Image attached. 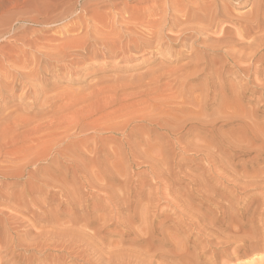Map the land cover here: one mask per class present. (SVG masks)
Here are the masks:
<instances>
[{"label": "bare ground", "instance_id": "bare-ground-1", "mask_svg": "<svg viewBox=\"0 0 264 264\" xmlns=\"http://www.w3.org/2000/svg\"><path fill=\"white\" fill-rule=\"evenodd\" d=\"M1 1H3V0H0V2ZM22 1H24V0H22ZM43 1L47 2V0H43ZM43 1L41 2L40 6H42ZM53 1H55V0H51V2H53ZM61 1L63 3L62 2H59V3L65 5L66 2L64 3V1H66V0H64V1L61 0ZM70 1H72V0H70ZM104 1L101 3L104 4ZM107 1H105V2L108 3L107 4V6H108L110 4V0H107ZM116 1H115V3L113 2L111 4H116ZM149 1H150V3H149L150 5H148L149 6L148 7L147 5H145V3L148 4L147 2H149ZM156 1H154V2H156ZM158 1H160V0H158ZM6 2L4 4L0 3V16L3 13H7L6 10L16 9L18 11V9L21 8V0H6ZM27 2L30 3V0L29 1L27 0ZM49 2H50V0H49ZM87 2L90 3L89 1H87ZM147 2H145L144 4L142 3V4H143L144 8L146 6L148 8L146 7L147 9H145V10L141 9L139 14H144L145 12H147L150 15L152 13H154V16L157 15L155 13V10H154L155 6H157L156 3L153 2L151 4V0H147ZM26 3H25L26 6L22 5L26 9H23V7L21 8L25 12L28 9L27 7L30 8L31 6H33V4L36 5L35 3L31 4L32 0L30 3L31 4L30 6H28V4H26ZM54 3L55 2L50 3V4L54 5ZM122 3H124V2H122ZM138 3L139 2H137V4ZM157 3H159V2H157ZM22 4H24V3L22 2ZM61 4L59 5L60 7L62 6ZM90 4H92V3H90ZM117 4H119V3H117ZM162 4H164L163 5L164 9L161 8ZM162 4H161V7L159 8V10L160 9L164 10L163 15H161V17H159V18H154L153 20H151V22H150V20L147 21V19L144 22L143 20L145 18H142V17L141 18L143 20H140L139 19L140 17H138V19L140 21L135 22L133 20L134 21L133 22L132 18L134 17L135 12L132 13L133 11H131V13L133 15L131 16V14H130V16H131L130 18L128 17L129 14L122 16L121 14H119V13H121L120 11L117 12V9H121L120 8L121 5L118 8L115 7V5H114V7H115V8L113 7L115 10V11L113 10L114 12H117L118 15H121L120 16L121 18L122 17L124 18V16H125V20L127 17H128V19H130V20H126L128 22L127 23L126 21H123L124 19L122 18L121 21L125 22L127 24L122 23V24H124L125 27L123 25H121L122 26L121 27L122 32L118 33L117 35L113 34V29L116 28V26H114L115 24L113 22L105 23L103 21V19L105 21H107V18H104L105 14L107 12L104 14V11L101 9V12L103 11L102 13L104 15L99 14L100 11L98 9V11H99L98 14L103 15L102 22L104 23V25L102 26L103 23L100 22L101 28L98 27L99 29L96 28L97 26L94 27L95 29H93L90 26L92 29L91 28H88V29H91L90 31H93V30L94 31L91 33L89 32L90 34H88V35L86 34V38H85V36L81 35L83 37H80V38H85L82 40H80V39L78 40V38H79V36H78V38L74 37L76 39L73 38V40L71 41L69 39H71V37H73V36L68 34V36H69L68 37L65 34L66 39L69 38L67 41L70 42V43H67V41H66L65 43H67L68 45L72 44V46L68 47V45H66L65 43L63 44V46L66 45L68 48L73 47L72 49H77L74 56L70 54L71 56L75 57V59L69 55L72 59L75 60L74 61V64H75V62H77V61H80V60L82 61L84 59H91V58H92V61L95 62V59L93 60V58L97 59V57H99V56H102V58H108V59L113 60L114 59L113 57H119V58L120 57L123 58L125 56L127 57V55L129 53H132L133 51H136V53L137 52L143 53L144 51H146V49L149 48L150 45H152L154 43H156V45H158V43L160 41H166V42L178 41L181 43L183 50H181L182 48H180L179 55L180 56L182 55L185 58V60L186 59L188 60L187 62L185 61L186 63L185 62L183 63L184 65H182V63H180L181 66L178 64L180 67H178V65H177L178 68H176V67H175L176 69L175 68L174 69L168 68L169 70H166L165 68L163 69L162 66L164 64L162 66L160 65L162 68L158 65L160 68L158 66H156V68L158 67V69L156 70V68H155L154 70L152 69V71H151V72H154V71H156V72L150 73V71H149V73H150L149 76H151V79L148 78L149 79L148 80L145 78V80H148L149 82L146 81L147 83H144L143 82V81H145V80H143L144 77H142L143 79L139 77V79H142V80H140V83L139 84L137 83L138 80H137V82L135 81L138 85H136V83H134L136 85L134 88H133L134 85L133 86L130 85L133 88L132 89L133 91L130 90V91H132L131 97L129 95H127V98L124 97V99H122V98H120L121 96L120 97L118 96L119 94L117 95V93H115V95L118 96V99H122V100H119V102H118L117 101L118 99H116L117 98V96H116V98L113 99L112 101H114V100H115V102L117 101V104H119V106L122 108L117 109L116 108L117 106L115 107L114 105H112V106L115 108L109 107L110 109L111 108L115 109L114 111H116V112L113 111L114 117H112L113 116V114L111 112L112 110H110V111H109V109L106 110L107 114L105 113L104 110H101L102 105L105 104L104 103L105 101L107 102V99L105 101L103 100L104 102H102V103H104V104H101L99 102L101 104L100 105L101 109H99V106H98L99 103H97L98 105L97 104L95 105L98 107H94V108H98L99 111L100 110L104 111L103 113L100 111L104 117L111 113L110 115H112L111 117L113 118V121H115L114 118H116V117L118 119L124 118V120L126 118L125 121H127L126 116L129 115V117H130L131 116L130 114H133L132 111L135 108L132 110H131V108L134 105L136 99L137 100L139 98L141 100L144 99L143 102H147V104L144 103V105H143V103H141V101H139L143 105V107L140 108L141 109L140 111H142V112H140L138 110L139 108H137V110L140 112V114H138V116H137L138 111H137V113L135 112L136 116L133 115L134 119L139 117L140 120L145 121L146 124H143L144 127H145V125L147 126L148 124H150V125H152L153 129L155 128V130L159 129V131L168 132L169 135L174 137V143L180 144L178 148H180L179 151L181 150V154L185 153L187 151H193V152L201 155V162H199L200 161L199 160L198 164H193V166H191V168H195V171L201 170L200 171L201 173L199 172L200 174L198 173V175H194L192 172L191 173H189V172L185 173L186 171L185 172L183 171L184 174L182 175L183 178H185L188 182L187 186H188V184L192 185L193 187L195 186L196 187V188L194 187L195 190L192 188V186L189 187V189H186L187 186L185 185L186 186L185 190H184V188L181 189L185 192H180V189L177 188L174 185V183L170 182V181H172V178H170L169 182L171 183V185H169V182H168L169 178H167V177H172L171 172H172V169H175V168H172V169L170 168L171 170L168 169L169 168L168 166H170V162L172 160L171 161L168 160V162H169V165H168V162L166 160V156L168 154L167 155L165 154L166 151H164L165 149H163V147L161 146V144H162L161 141H163V140H160V139L161 138L164 139L163 137L159 138L158 136H155L154 138L153 137L151 138L150 137L151 135L148 136V131L145 130L146 128L142 129V130H136L135 129L136 127H133L132 125H130L133 128L132 131H130L131 133H127L129 131V129H131V127L129 129H126V127L124 125L125 123H123L124 128H123V126H122V128L117 127L116 126L117 124L114 126H111L109 128H106V127L105 128L111 129V130H114V129L121 130V133L123 132L122 136L124 135V138H122L123 140H121V139L119 140L117 138L116 139L119 140V143L122 141L121 143H123V145L124 144L128 145L129 149L134 152V154H132V155H135L136 150H137L136 152L138 153V151H140L143 147H145L146 150H149L148 149L149 145H150L149 147H151V148L155 147L156 143L158 142L157 140L159 138L160 143L158 142V145H160V149L162 147V150L158 151L157 152L158 154L155 153V154H157V155H155L154 151L151 150V148H150L151 152H149V156L152 154L150 156V157L153 156L152 159L148 158V156H147L148 152L146 151L147 153L145 154V151L143 149H142V151H144V152L140 151L139 153L140 154L144 153L145 155L144 154L143 155L145 157L147 156L145 159H146L147 163H148V161H150L148 164H150L152 161L153 165L152 164H150V165H152V167L155 169V171H152V174L154 172V174H155L154 178L158 179L159 183L162 184V189L165 186V185H163V183L167 181V183H168V185L166 184L167 189L165 187V189H163V193L165 194L164 195L165 198H168V196L171 197V198H168V204H169V206H171V208L160 210L157 207L158 204L157 205L154 204L155 202H153V201L154 200L156 201V199H157V197H155V196H158L160 193V192H157L158 188L155 191V193H157L156 195H153L154 193L151 194V192L147 193L146 190L144 192L139 191L138 193L136 191L135 193H137V194L132 195V194H134L132 191L133 189H132L131 190L132 196H131L130 192H129L130 190L128 189L129 186L127 187V189L129 191H127V189H126V186L128 184V182L126 184V181L127 180L129 181L130 179L125 180L124 176H123V178H121V179H123L122 180L123 183L118 182L116 180V178L118 176L121 177L123 174V173L121 174V172L119 171L120 167L117 171H114L116 169L113 170V168H112V170H105V169H107V167H106L107 164L105 163L106 164L105 165L106 168H104L105 171L102 170V168H103V167L101 168V164L103 162L102 157L105 156V153H104V156H101L103 154L102 152L109 151V149L114 145L113 143H112L113 145L110 144L112 146L107 150V147L105 148V147L100 145V144H103L102 142L104 139L101 140V142H99V143L96 142V143L99 144L101 147H103L100 149V151L103 150L104 148H105L104 150H107V151H102L100 153L98 151L99 149H97L95 147L96 150H92L93 155H91L90 157L88 156V158H90V159L86 158L87 156L85 155V153H87V152L83 153L79 149L80 153L84 154L82 156H86V157H84V159L86 158L88 160V161H86L88 164L87 163H81L80 164L79 162L77 163V161L80 159V158L79 159L76 158V157H78L79 153L76 155V153H75L76 149L73 150L74 152L70 151L71 147H72V149H74L76 147L74 144H73L75 146L74 148H73L72 143H70L72 145V146L68 145L70 148L65 147L64 149H62L65 145L63 143L64 146H62V143L60 141L64 140V139H61L60 141L58 140V142L61 143V145L59 144L58 147L60 149V146H61L62 150L60 149L61 150L60 151L57 149V151H59V154L63 157H65V156L67 157L69 155V157H71V158H68V160L69 159L72 160V162L69 160V162H71V165L68 166L67 168L64 166L65 167V168L63 167L64 169L61 168L62 166L60 165L59 160H61V159L63 160V158L59 159V156L57 155L58 159L55 156H54L55 158H53V159H57L56 164L57 163H59V164H57V166L55 165L54 169L49 168V166H48V167H46L47 169H45V170L43 169L44 171L41 172L40 171L41 169L36 168V167L33 168V167H31V165L33 163H36V162L39 163L40 161L46 160L51 155L49 153L50 150L48 151V148H49L48 146L50 145V147H51V144H53L54 142L51 143L50 140L51 141H55L54 139L57 140V137H54V136H56V135L58 136L60 132L62 133V131H63L62 134H65L64 129L66 131V128L59 127L58 124H56L57 127L54 128L53 126L51 127V124H49L50 125L49 128L46 127V130L48 129V131L43 132L45 129L42 130V127H41V130H42L41 131L39 129L40 127L38 128L39 125L37 124L36 125L37 127L33 126L34 129H33V127H31L30 129H28L29 127H27V126H26L27 128L23 127L24 129H26L24 131V130H21L22 129L21 126L23 125V123H26V122L21 123L24 119L21 121L18 118L19 115L17 117L15 116V117L19 121H21V122H19L20 124H22L21 126H20V124L16 125V126H20L19 127V128H21L20 132L22 131L21 134L15 133V135H14V133H10L11 135L13 134L15 137L13 139H12V137L11 138L9 137V139H8L7 138V136H9L7 133L8 130L3 128L4 131L6 130L5 132H6L7 136L4 135L3 133H5V132L2 131V134L4 135V138H3L2 134L0 132V136H1L0 137V150L3 147L6 148L8 140H9L8 144L11 143V144H15V145L23 143L26 140L25 141L26 143L24 142V145H23L24 147H22V144H20L21 146L19 145V147H22L24 149L26 147L27 148H26V150L23 149L24 151L18 152L16 154L12 153V154H15L14 155L15 157L12 158L11 156H13V155L9 156L12 158L11 161L8 159V156L6 155L9 152H6L3 149V151H5L4 153L6 155V159L9 160L8 162H10V163L6 164L7 160L4 157H0V177L1 178H3V177H9V178L10 177H17L18 178V177L24 176L25 174L29 175L30 178L28 180L27 179H26V181L22 180L24 182L23 183L24 186L22 189H20V192L18 193V191H16V193H18V194L12 193V196L16 195V197H17L15 199H17L18 202L16 200L15 201L22 207V209L20 207H17L16 211L19 210V208L22 212L24 211V209L28 210L30 205H33V207H34V205H36L37 209H38L37 206H40V208H41V205H44L43 208L39 209V210H42V213H41V211H40V213L43 215L44 218L50 219L49 221H51V225L50 226L47 225L48 226L46 228L47 232L43 231V232H45V239L43 237H41V239L44 242L39 241V243H36L35 241L38 238V236H37L36 240H34L35 243H33V240H32V243L35 244V246H39V247H45V246L48 247L49 246V248H50V245L51 246L53 245V246L58 247V249L61 248L63 251H68V249H69V251L73 250L72 252L74 254H71L72 255L71 257L68 254V256L71 258V260H72V257L78 256L79 258L83 259L82 260L83 263H84V261H86L87 264H264V121L262 119H260V120H262L263 122L258 120L259 115H261L263 113L262 109H264V0H165ZM45 5L47 6V3ZM45 5L43 7L44 10H45ZM70 5H72V4H70ZM70 5H68V6H70ZM74 5L75 4H73V6ZM123 5H125V4H123ZM127 5L128 4L126 3V6ZM139 5H137V6L133 5V9H136V7H138ZM85 6H86V4H85ZM88 6H89V4H88ZM101 6H98V7H101ZM159 6H157V7H159ZM235 6L238 8H244V9H243V11L241 9L239 11H235V9H236ZM62 7H61V9H62ZM143 7L140 6V8H143ZM246 7H247V9L245 10ZM33 8H35V7L33 6ZM48 8H50V11H48V12H51L52 8L51 7H48ZM72 8H74V7H72ZM127 8L131 9L132 7L128 6ZM36 9H37V7H36ZM36 9H34L35 13L37 12ZM58 9H60V8H58ZM87 9L84 8L83 10L86 11ZM93 9H95L96 13L98 12L96 8L93 7ZM93 9L90 11L94 12ZM129 9H126V7H125V10H129ZM137 9H136V13H135L136 15H137ZM148 9L154 10V11H152V12L150 11L151 13H149ZM105 10L108 11V9H105ZM123 10H124V8H123ZM17 11H13V12L15 13ZM11 12H10V14H11ZM31 12L33 13L32 10H31ZM38 12H39V10H38ZM42 12H46V11H42ZM42 12H40V13H42ZM65 12H66V10H65ZM68 12H70L69 9H68L67 13ZM76 12L77 11H74V13H76ZM81 12H82V10H81ZM88 12H89V10H88ZM88 12H86V13H88ZM128 12H130V11H128ZM63 13L64 12H62V14ZM157 13H158V15H160V12H157ZM161 13H162V11H161ZM22 14H25V13H23V11H22ZM56 14H58V13H56ZM79 14H81V13H79ZM88 14H90V13H88ZM98 14H95V12H94V15H98ZM124 14H125V12H124ZM49 15H50V13H49ZM49 15H48V18H49ZM65 15H67V14H65ZM68 15H69V13H68ZM70 15L72 16V13ZM81 15H83V14H81ZM106 15L109 16V12ZM115 15H117V14L114 13V16ZM15 16H16V13H15ZM39 16H41V15H39ZM61 16H63V15H61ZM77 16H78V14L76 15V17ZM90 16H91V14H90ZM12 17H14V15H12ZM36 17L35 16H33V18L31 17L30 18L31 21L37 22V24L38 23L43 24L44 22H46L45 21L46 19L43 18L44 16L42 17L44 20L43 19L42 20L37 19ZM52 17H50V18H52ZM58 17L60 20L61 19L60 15ZM63 17H65V16H63ZM63 17H62V20L64 19ZM87 17L90 18L89 16H87ZM91 17H94V16H91ZM98 17L100 18V16H97L96 18L99 19ZM105 17H107V16H105ZM50 18H49V21H50ZM66 18L67 17H65V19ZM73 18H75V17H72V19ZM80 18H82V16ZM1 19H0V21H2ZM5 19H6V16H5ZM56 19H58V18H56ZM75 19H73V20H75ZM83 19L84 18H82V21H83ZM97 19H94V20L92 19L91 21H94V23L96 21L97 25H98L99 20L97 21ZM111 19H112V16H111ZM136 19H137V17L135 18V20ZM8 20H9V18H8ZM76 20H79V19H76ZM112 20H114V19H112ZM70 21H72V20H70ZM115 21H116V19H115ZM141 21L145 25L142 28L140 27L138 29L136 27V24H138V23L141 24ZM10 22L11 21H9V23L7 22V25H10ZM50 22H48V23H50ZM116 22H118V21H116ZM1 23L2 22H0V24ZM3 23H6V21H3ZM13 23H14V20H13ZM19 23H21V22H19ZM23 23H21V24H23ZM82 23L84 24L85 21ZM67 24H68V22H67ZM89 24L92 25L93 22L91 24V22L89 21ZM120 24H118V25H120ZM140 24H138V25L140 26ZM44 25L46 26L47 23H45ZM68 25H67V27H68ZM43 26L41 28H43ZM77 26H79V25H77ZM82 26H84V25H82ZM87 26L89 27V25L84 26V28H86L85 30H87ZM118 27H120V26H118ZM71 28H69V29H71ZM84 28L81 27V29H84ZM75 29H77V28H75ZM75 29L73 28V29H71V31L75 30ZM64 30H65V28H64ZM77 30H79L81 32L80 29H77ZM77 30L75 31V35H76V32L77 33L79 32ZM85 30H83V32H81L80 34H84ZM116 30L119 31V29H116ZM27 32H30V31H27ZM62 32H63V30H62ZM72 32H74V31H72ZM66 33H68V32H66ZM85 33H87V32H85ZM126 33H127V35H126ZM120 34H125V35L121 36ZM98 35H99V37H98ZM100 35H101V37H100ZM0 36H1V33H0ZM45 36H47V35H45ZM62 36H64V35H62ZM61 37L59 39H61ZM122 37H125V38H122ZM14 38H15V36H14ZM35 38H36V36H35ZM51 38L53 39L54 37H51ZM22 39H23V37H22ZM30 39H31V37H30ZM42 39H44V41H45V38H42ZM52 39H49V41ZM66 39L62 38L61 40L64 41ZM23 40H25V39H23ZM61 40H59V41H61ZM0 41H2V40H0ZM31 41L34 42L35 40L33 41V39H32ZM52 41H50L49 44H51ZM63 41H61L60 44H57L59 42H55L56 44L53 42L52 43L57 45L59 48L60 47L59 45H62L61 43H63ZM37 42H38V39H37ZM20 43H21V41H20ZM30 44L32 45V43H30ZM37 44H40V42H38ZM42 44L44 45L46 43L43 42ZM95 44H97L96 46H99V47H96ZM175 44L176 43H173V46ZM31 45H29V46H31ZM52 45H49V47ZM165 45H166V43H165ZM57 46L51 47V48L57 49ZM66 46H64V47H66ZM153 46H155V45H153ZM197 46H199V50L196 49V48H198ZM237 46L238 47L241 46V47L237 48ZM38 47H36V49L34 48L33 51H35V50L37 52L41 51V49L39 50ZM49 47H48V49H49ZM150 47L152 48V46H150ZM158 47H159V45H158ZM0 48H2V46H0ZM22 48H23V45H22ZM40 48H41V46H40ZM43 48H46V50L48 51L47 46L46 47L43 46ZM72 49H70V51ZM3 50H5V49H3ZM3 50H2V52H3ZM16 50H17V48H16ZM53 50H51V51L53 52V54L55 56L58 54V56L55 57L56 59L58 57H59L58 59L63 58L64 54H62V57H60V53H59L60 51L54 52ZM64 50H66V49H64ZM68 50H66V51H68ZM51 51H49V52H51ZM70 51H68V54ZM5 52H3L4 55H5ZM146 52H145V54H146ZM11 53H13V52H11ZM40 53L41 52H39L38 54H40ZM61 53H64V52L61 50ZM141 53L139 56H141ZM154 53H152V54H154ZM3 54H1V55H3ZM6 54H7V52H6ZM53 54H51V55H53ZM134 54L135 53L133 52L132 53L133 57H134ZM1 55H0V57H1ZM9 55H11V54L8 53V56ZM34 55L35 54H33V57H34ZM43 55H44L43 58L45 60H47L46 58L48 56H50V53L47 55H46V53H44ZM130 55L131 54L128 55L129 59L132 58V57L130 58ZM212 55H214V57H212ZM5 56L7 59L8 56L7 55H5ZM31 56H32V54H31ZM69 56H67V55H66V57L64 56V59L69 57ZM11 57H10V59H13L14 56L11 55ZM37 57H39V59H40L41 55H37ZM136 57H138V56H136ZM141 57L144 58V55ZM152 57H154V56H152ZM52 58H50V59H52ZM102 58L99 57L100 60H103ZM10 59L9 60L7 59L6 61H8V64H10L9 61H11L13 64L14 62ZM14 59H16V58L14 57ZM17 59H19V58L17 57ZM22 59H23V57H22ZM72 59H70L71 61L69 60L71 62V64H67L66 67H68V65H71V66L73 65ZM27 60L29 61V59H27ZM36 60H38V59H36ZM53 60H55V59L53 58ZM115 60H116V58H115ZM115 60H113V61H115ZM4 61H5V59H4ZM30 61H31V59H30ZM55 61H57V60H55ZM55 61L51 62V63H55ZM183 61H184V59H183ZM1 62H3V61H0V64H1ZM23 62H27V61L24 60ZM31 62H29L28 66H30V64H33ZM57 62H59V60ZM84 62L86 63L85 60H84ZM96 62H95V64H96ZM102 62H104V61H102ZM116 62H119V61H116ZM6 63L7 62H5V64ZM15 63L17 64V61ZM18 63H20V62H18ZM46 63H47V61H46ZM51 63L49 61V64H51ZM79 63H80L79 65L82 64L81 62H79ZM92 63L93 62H91L90 64H92ZM98 63H100V62H98ZM109 63H110V61L107 63V65ZM111 63H114V62H111ZM120 63H121V61H120ZM177 63H179V62H177ZM76 64H78V63H76ZM25 65L26 64H24V66ZM65 65H63V67ZM86 65H84V66H86ZM0 66L1 67L3 66V68L6 69V66H4V64L0 65ZM10 66H11V64H10ZM33 66H35V65H33ZM40 66L42 69L41 64H40ZM59 66L62 67L61 64ZM74 67H75V65H74ZM74 67H73V70L76 69L78 66H76V68H74ZM102 67H103V64L101 65V63H100L99 67L97 65V69H99V68L101 69ZM109 67H112V65L110 66V64H109ZM173 67H174V65H173ZM7 68H9V67H7ZM11 68H13V67H11ZM31 68H33L32 65H31ZM31 68H29V70H27V71H20L21 67H19L20 70L17 68L16 73H17V79L18 80L17 81L14 80V81L18 82V84H17L18 87L23 88V86L26 85L27 81H29L28 79H31V78L35 79V76L37 75L36 71H38V68L35 66V68H37L36 70L33 68L35 71L32 70ZM49 68L51 69V66ZM55 68H56V65H55ZM93 68H94V65H93ZM26 69H28V68L26 67ZM41 69H39V70L41 71ZM59 69H58V71L60 72L61 69L60 70ZM77 69H79V68H77ZM100 69L97 71L99 72ZM105 69H103V71ZM111 69H113V68H111ZM44 70H48V69L44 68ZM44 70H43V72H44ZM65 70H68V69H65ZM71 70H72V68H71ZM189 70H190V72L187 73V71H189ZM4 71H0V72H4L6 74V70H4ZM48 71H50V70H48ZM48 71L47 72L45 71V72L48 73ZM7 72H10V71H7ZM94 72L96 73L95 70H94ZM4 73H3V76L5 79ZM16 73L14 72L15 75H16ZM61 73L63 74L64 72H61ZM65 73H66V71H65ZM10 74H12V73H10ZM52 74L54 76V73H52ZM145 74L147 75L148 73H145ZM0 75H2V74H0ZM115 75H116V73H115ZM3 76H1L2 79H3ZM12 76H9V77H12ZM40 76H38V77H40ZM46 76L47 75L45 74V77ZM117 76H119V75H117ZM42 77L43 76H41V78ZM109 77H111V76H109ZM145 77H148V75ZM105 78H107V77H105ZM114 78H112V80ZM227 78H229V79L227 80ZM231 78H233V79L241 78V80L243 78L244 80L246 79V81L242 83L241 80H239V81H235L234 83H232V82H230ZM13 79H15V78H13ZM36 79L40 80L37 77H36ZM46 79L48 80V76L46 77ZM46 79H44V80H46ZM116 79L113 80V84H114V81H116ZM118 79H119V77H118ZM118 79H117V82H118ZM126 79H124V80H126ZM131 79H132V77H131ZM135 79L136 78H134V80ZM31 80L29 81V83L31 82ZM38 80H36V81H38ZM105 80H107L106 84L108 82V85H109L108 79H105ZM109 80L112 82V80L110 78H109ZM11 81L12 80L10 79V82ZM36 81L35 80L32 81L34 83H31V84L34 85ZM41 81L42 80H40V82L38 81V83H40V84L43 83ZM99 81H101V80H99ZM99 81H98V83L100 84L102 81L101 82H99ZM232 81H234V80H232ZM8 82H9V80H8ZM10 82L8 84H10ZM49 82H51V81H49ZM104 82L105 81L103 80V83ZM130 82H133V81L130 80ZM141 82H142V84H141ZM29 83H27V84H29ZM38 83H36V84H38ZM4 84H5V82H4ZM31 84H29L30 89H32V87H33V86H31ZM115 84H114V86H115ZM123 84L125 85L126 82ZM123 84H119V86L122 85L121 87L123 88V86H124ZM127 84H128V82H127ZM131 84H133V83H131ZM11 85H12V82H11ZM43 85H44V83H43ZM95 85L96 84H94V87L97 88ZM100 85H99V87H100ZM108 85H106L105 87L109 88ZM1 86L3 87L2 82H0V87ZM12 86L10 88H7V87H9V85L6 88H5V86H4V88H0V95H2L3 92H5V91L12 93L13 90H15L14 89L15 86L14 87H12ZM37 86L38 85H34V87H36V88H37ZM39 86L42 87V85H39ZM114 86H112V87H114ZM130 86H126V87L130 88ZM34 87H33V90H34ZM41 87H39V88H41ZM44 87H46V86H44ZM44 87H42V88L44 89ZM121 87H119V88H121ZM27 88H28V86H27ZM101 88H102V85H101ZM114 88L116 89V87H114ZM119 88L117 87V89H119ZM23 89H26V88L24 87ZM43 89L41 91H43ZM109 89H111L110 92L112 93L113 89L111 88V86ZM115 89H114V91H115ZM33 90H29V91L26 90V91L27 92H31V91L33 92ZM37 90H40V89H37ZM102 90H103V88H102ZM102 90H101V94H102ZM106 90L104 89V91H106ZM123 90H124V88H123ZM18 91H20V90H18ZM44 91H45V89H44ZM97 91H99V90H97ZM22 92L23 91H21V93ZM43 92L41 94H43ZM128 92L129 91H127L126 93H128ZM24 93H26V92H24ZM24 93H23V95H24ZM98 93H100V91ZM118 93H122V92L119 91ZM7 94H9V93H7ZM37 94H39V91L37 92ZM12 95H14V94H11V96ZM31 95H32V93H31ZM33 95L36 96L35 94H33ZM43 95L40 96V99H42L41 97H43ZM100 95L98 94V96H100ZM106 95H108V94L106 93ZM106 95L104 94V96H106ZM123 95H126V94H123ZM34 96H33V99L37 100V98H38V100H39V97L36 96V98H35ZM109 96H111V95H108V97ZM150 96H152V97H150ZM30 97L32 99V96H30ZM101 97L99 98V101L101 100ZM128 97H129V100L131 98L132 101L131 100L126 101V99H128ZM10 98H12V97H10ZM22 98H23V96H22ZM22 98H19V99H22ZM79 98H81V96ZM87 98H86V100H87ZM133 98L135 101L133 100ZM152 98H155L157 100H153L155 102L150 103L149 101ZM103 99H104V97H103ZM108 99H110V97ZM148 99H150V100L148 101ZM7 100H8V98H7ZM30 100H27V101H30ZM95 100H96V98H95ZM43 101H44V99H43ZM77 101L85 102L83 100H77ZM246 101H247V103H248V101H249V103L254 102V105L252 103L250 106L249 104L246 103ZM11 102H12V100H11ZM33 102H34V100H33ZM45 102H46V100H45ZM79 102H78V104H79ZM92 102H95V101L92 100ZM148 102L150 103L149 105H148ZM41 103H39V104L42 105ZM110 103H111L110 100H108L109 106H110ZM136 103H135V105H136ZM140 103H137V104H140ZM184 103H185V106L183 105ZM73 104H75V103L73 102ZM73 104H71V107ZM180 104H182V106ZM34 105H37V104H34ZM106 105H104V106H106ZM48 106H50V105H48ZM5 107L6 106H4V108ZM127 107H128V109H125ZM139 107H140V105H139ZM4 108L2 107V109H4ZM23 109H24V107H23ZM93 109L92 110L90 109V111H93ZM105 109H106V107H105ZM9 111H11V110H9ZM15 111L13 110L11 113H15ZM34 112H35V110H34ZM74 112H75V109H74ZM74 112H72L71 114L73 115ZM83 112L85 114L87 111L85 112V110H83ZM11 113L9 114V112H8L9 116L11 115ZM22 113H24V112H22ZM97 113H98V111H97ZM8 114H7V118L10 119L8 117ZM61 114H63V113H61ZM65 114H66V112H65ZM80 114H79V116H80ZM84 114H82V115L84 116ZM88 114H89V112H87V116H88ZM93 114L95 115L94 112H93ZM104 114H106V115H104ZM56 115H58V114H56ZM75 115H78V114L76 113ZM94 115H92L93 117L90 116L91 119L95 117ZM97 115L95 118L98 121L100 116H98L99 118L97 119ZM110 115H109V118H110ZM3 117H6V116L3 115ZM75 117L77 118L78 116H74V118ZM104 117H102L103 119H101L102 120L101 123H103ZM107 117L108 116H106V118ZM7 118H5V119H7ZM26 118H28V117H26ZM54 118H56V117H54ZM58 118H60V117H58ZM69 118H73V117L69 115ZM81 118L82 117L77 118V119H79V121H80ZM112 118H110V119H112ZM17 119H15V122H17ZM51 119H52V116H51L50 120ZM86 119H85V121H86ZM118 119H116V120H118ZM74 120L76 121V119H74ZM82 120H83V118H82ZM88 120H89V118H88ZM129 120L130 119H128V122H129ZM131 120H133V118ZM53 121L54 120H52V122H51L52 125L54 123H60V122H58V119L57 120L55 119L56 122H53ZM60 121H63V120L60 119ZM91 121H93V119ZM1 122L3 123L6 121L3 119V120H1ZM43 122H41V123L44 126L48 125L47 122L46 123H45V121H43ZM74 122H71L69 120L68 123L72 124ZM86 122H84L85 124L83 123L84 126H82L83 125L82 123H81L82 125L79 124L80 126L83 127V128L81 127V129H80V126L76 125V123H75L74 125L79 127V128L77 127V129H78L77 131H80V130L85 131L82 129L88 128L85 126H87V125L89 126V124H90V123H86ZM88 122H90V121H88ZM94 122L96 123V121H93V122H91L90 126L92 125V123L94 124ZM107 122L105 120V123H107ZM119 122H121V121L119 120ZM218 122L220 123L219 125L217 124ZM233 122H235V124ZM6 123L8 124V121ZM6 123L3 125L4 127L7 126L6 128H9V129L15 127L14 129L16 130L17 127L14 126L16 123L14 124V122L13 123L9 122L10 127H8L9 124L7 125ZM68 123H64V124L67 126L69 125L68 127H70V124H68ZM77 123H79V122H77ZM108 123H107V125H108ZM112 123H114V122H112ZM12 124H13V127H12ZM96 124H95V128L100 127L99 126L100 124L98 126H96ZM24 125H28V124H24ZM65 125H64V127H65ZM1 126H2V124H1ZM40 126H41V124H40ZM119 126H120V123H119ZM2 127H0V128L2 129ZM71 127H75V126L71 125ZM150 127L151 126H149V129H150ZM43 128H45V127H43ZM101 128L104 129L103 127H101ZM14 129H10V130H14ZM69 129L70 128H68L67 130H69ZM91 129H92V127H91ZM97 129L98 128H96V130ZM106 129H104V130H106ZM116 130H114V131H116ZM126 130H127V132H126ZM144 130L147 132H144ZM18 131L19 130L17 128V130L15 132H18ZM98 131H99V129H98ZM40 132H43V133H40ZM67 132L68 131H66V133ZM155 132L157 133L158 131H155ZM85 134H84V136H85ZM160 134L161 133H159V136H160ZM87 135H88V133H87ZM154 135H155V133H154ZM95 136H94V138H92V141H93V139H95ZM52 137H54V139H51ZM65 137H66V135H65ZM188 137H191V138L189 139ZM5 138H7V142H5ZM85 138H86V136H85ZM88 138H90V137H88ZM88 138H87V140H88ZM186 138H188V139L186 140ZM10 139H11V141H10ZM47 139H49L50 144H48ZM80 139L82 141H86V139L85 140H83L82 138H80ZM107 139H108V137H107ZM110 140L113 141L114 138H110ZM153 140L154 141L156 140V142H153ZM29 141H31L32 144ZM66 141H70V140H66ZM92 141L91 142L89 141L87 143L90 144V143H92ZM96 141H100V140H96ZM104 141L108 142V140L106 141V139ZM115 142H116V140H115ZM141 142H143V143H141ZM149 142H150V144L148 145ZM164 142H165V139H164ZM139 143H141L142 147H140V145L138 146ZM26 144H27V146H26ZM116 144H118V143H116ZM80 145H82V144H79V146ZM166 145H167V142H166ZM11 146L13 147L14 145H11ZM11 146L9 149L10 151L13 148L14 149L17 148L16 146H14L13 148ZM92 146L98 147V145H96V144L92 145ZM106 146H108V145L106 144ZM137 146L140 147L141 149L138 148L139 149L138 150ZM77 147H78V144H77ZM7 148H9V147H7ZM80 148H82V146H80ZM89 148H90V145L88 146V149ZM98 148H100V147H98ZM156 148H158V147H155V149ZM166 148L168 149V146ZM14 149H13V151H14ZM21 149H19V150H21ZM88 149H86V150H88ZM115 149L119 150L120 147L119 148L115 147L112 150H115ZM126 149H128V148H126ZM9 150H7V151H9ZM112 150L110 152H113ZM117 150H116V152L114 151L111 154L118 155L117 153H119V156H120V155H122V153H124V154L126 153V151L124 149H123V151H125V152L122 151V153L118 152ZM76 151L78 152V150H76ZM90 151L91 150L89 149V152ZM167 151H169V150H167ZM128 152H129V150H128ZM155 152H156V150H155ZM235 152H237L238 154H239V152H241V154H250V155L252 154V155H251V157L249 156L248 159H244V160L241 159L240 160V158H239V161H238V159L237 160L235 159L236 160L235 161L234 160V155H236ZM139 153L136 154L135 156L137 157V155H139ZM0 154H1V152H0ZM10 154H11V152L9 153V155ZM129 154L131 155V153H129ZM89 155H90V153H89ZM143 155H140V157H142ZM178 155H176V156H178ZM240 156H235V157L238 158ZM79 157H80V155H79ZM115 157H117V156H115ZM115 157H114V159H116L115 161H117L119 158H121V157H119V158H115ZM123 157L126 158L127 156L124 155ZM131 157H133V156H131ZM131 157H129V159H131ZM169 157H170V159L172 158L171 156L168 155V158ZM179 157H183V156H179ZM243 157H245V156H243ZM2 158H4L6 161ZM73 158L76 160V162L73 160ZM109 158L113 159L112 157H109ZM109 158H107V159L110 160ZM183 158L182 159L180 158V160L182 161ZM185 158H186V156H185ZM107 159H105V160H107ZM133 159H135V158L133 157ZM140 159H142V158H140ZM143 159H144V157H143ZM113 160H112V162H110L111 164L113 163ZM123 160H124V158H123ZM123 160L121 158V161H123ZM175 160H178V158ZM115 161H114V163H115ZM141 161L139 160L140 163H141ZM183 161L180 164H179V162H177V163L174 162V163L178 164V168H179V170L177 169V176H178V171H180L179 174H181V170H184V168H187V166H186L180 170V168H182L183 164L185 166V163H183ZM53 162L55 163V161H53ZM62 162L63 161H61V164H63ZM82 162H83V160H82ZM135 162H137V161H135ZM187 162H188V160H187ZM191 162H193V161H191ZM117 163H118V161H117ZM50 164H51V162H50ZM128 164H126V166H128ZM176 164L171 163V165H173V166ZM63 165H65V164H63ZM113 165H116V164H113ZM119 165H121V163H119ZM150 165L147 167H150ZM121 166H125V164L124 165L122 164ZM112 167H114V166H112ZM130 167H131V165H130ZM176 167H177V165H176ZM60 168L63 170L66 169V171L64 172ZM126 169L129 170L128 168H126ZM126 169L124 168L123 169L124 171H122V170L121 171L126 172L127 171ZM185 170H188V169H185ZM113 171L115 173H113ZM173 171H175V170H173ZM195 171H193V172H195ZM172 173H174L176 175V171L172 172ZM129 174L130 173H128L126 175H129ZM149 174H151V172ZM107 175H112L114 181L111 182V181L107 180ZM68 176H70L74 180L72 183V186L62 188V186H60L59 184H61L63 182L65 184H67L68 182L66 183V179L69 178ZM139 176H141V175H139ZM35 177H37V178H35ZM1 178H0V180H1ZM27 178H28V176H27ZM90 178L92 179V182H91ZM126 178H128V176ZM173 178H175V177H173ZM22 179H24V178H22ZM72 179H70V180H72ZM87 179L90 180L89 182H91V183L88 182L86 184V182L88 181ZM94 179L96 180V182L94 181V183H93ZM138 179H140V177ZM14 180H16V179H14ZM75 180H76V182H75ZM158 180H156V181L158 182ZM213 180H215L214 182H216V183H213L212 182ZM115 181H117V183H115ZM119 181H121L120 178H119ZM175 181H178V180L176 179ZM139 182L140 181H138V183ZM182 182H180V183H182ZM74 183H76V185H74ZM119 183H121V185ZM138 183H137V185H138ZM140 183H141V185L146 186V184L148 182L142 183V181H141ZM151 183L148 187H151V185L153 184V183L152 184ZM1 185H3V184H0V186ZM87 185H88V188L89 187L94 188L95 190H98L100 193H102L101 195H103V199L99 200L100 197H98L97 198L98 200L96 203H94L92 205L87 204L88 199L91 198L93 195L91 193H89V195H87V191L85 194L83 193L82 189L85 188V186H87ZM119 185L120 186L123 185L122 190L119 187ZM131 185H133V184H131ZM50 186H53L55 188L57 187L59 190V194L63 195L62 197H67V199L70 198V200L68 201V208L66 209V211L68 212V220H67L68 225L66 227H62V226L60 227L59 224L61 222H58L59 220L57 218H55L56 216L58 217V212L60 209L59 206L55 207L54 206L55 204L53 205L55 207V209L57 208L56 209L57 210L56 216H55L56 213H54V211H53V214L50 212L51 209L53 208L52 203L55 200V198H49L46 195V193H47L46 190ZM180 186H182V185L180 184ZM227 186H229V187L227 188ZM0 188H1V191H3L2 189L4 187L3 188L0 187ZM140 189H142V188H140ZM136 190H138V189H136ZM147 190H149V189L147 188ZM161 190H159V191H161ZM255 190H257V191H255ZM2 193L0 192V198H4V196H2ZM6 193H7V191H6ZM61 195H60V197H61ZM97 196H99V195H97ZM51 197H52V195H51ZM56 198H58V196H56ZM158 198H159V196H158ZM10 199H12V198H10ZM195 199L196 200L199 199L200 201L197 202V204H194L193 201ZM2 200H5L4 203L6 205V197ZM156 202L158 203V201H156ZM0 203H1V201H0ZM4 203L2 202L1 204H4ZM1 204H0V206H2ZM18 204H15V205H18ZM205 204H207L208 207H204ZM5 205H3L5 210L9 209V206H10L11 210H14L13 208H16V207L11 208V204L9 206L7 204L6 206L8 208L6 209ZM0 208L2 209V207H0ZM4 208L1 210L2 212H3ZM10 209H9V211H11ZM202 209H205V211H202ZM5 210H4V214H5ZM1 211H0V213H1ZM18 212H20V211H18ZM95 212L96 213L100 212V213L94 214ZM13 214H14V212H13ZM0 216H2V215L0 214ZM3 216H5V215H3ZM3 216H2V218L4 219ZM15 216H16V214L14 215V217ZM47 216H49V217H47ZM50 217H52V218H50ZM159 217H162V219L158 220ZM38 218H39V216H38ZM30 219H31V217H30ZM30 219L28 218V220H30ZM10 220H11V217H10ZM21 220H22V218H21ZM2 221H4V220H2ZM3 223H5V221L2 222V224ZM64 223H65V221H64ZM73 224H74V226L76 224H81V226L83 225V230L73 228V226H72ZM20 226H22V225H20ZM110 226L121 227L122 231L117 230V229L115 230V232L116 231L121 232V234H119L118 232L116 233V234H118V238H116L115 240H109L107 238L99 237L100 232L105 230V229H108ZM3 228H4V226H3ZM39 229L41 230V228H39ZM39 229H38V231H39ZM2 231H1V233H2ZM39 232H41V234L43 235L42 231H39ZM20 233H21V231H20ZM47 234H48V236H47ZM130 235H132V237L129 238ZM1 238H2V235L0 236V239ZM30 238H32V236H30ZM49 239H50V242L49 241L46 242ZM2 240H5V239L3 238ZM2 240H0V246H2V244L4 242L7 244L6 241H2ZM22 242H21V244H22ZM9 245L7 244V246H9ZM24 245H26V244H24ZM56 247H54V248L56 249ZM0 248L5 250V248H3V247H0ZM51 249H52V247H51ZM2 252L3 251L0 250V264H7V262L3 261L5 259V254L3 257ZM3 253H5V252H3ZM68 253H70V252H68ZM34 255H36V254H34ZM34 255H32V256H34ZM50 255H52V254H50ZM50 255H48V256H50ZM53 255H55V254H53ZM78 257H75V258H78ZM30 258H32V257H30ZM48 258H50V257H48ZM55 258H56V256H55ZM58 258L60 260L56 261V263H54L55 261L49 263V261H51V259L50 260L48 259V261H44V262L41 260H40L41 261L40 262L38 260L37 264H53V263L54 264H66V263L68 264V262L64 261L63 257H62V259H63L62 260L61 257H59L57 255V259ZM13 259H14V256H13ZM37 259H39V257ZM37 259H33V261H31V260L26 261L27 260L26 259L23 264H35L34 260H37ZM71 262H69V263L72 264L73 262L72 263ZM8 263H10V262H8ZM80 263H82V262H80ZM75 264H77V263L75 262Z\"/></svg>", "mask_w": 264, "mask_h": 264}, {"label": "rangeland", "instance_id": "rangeland-1", "mask_svg": "<svg viewBox=\"0 0 264 264\" xmlns=\"http://www.w3.org/2000/svg\"><path fill=\"white\" fill-rule=\"evenodd\" d=\"M29 1V0H28ZM37 1V2H36ZM43 0H32V3H31V0H30V3L31 4H33V3H35L36 5H34L33 4V6L35 7V8H33V6H31L30 8L29 7H27L28 9H27V11L25 12L24 10H22L21 8L23 7L22 5H25V3L27 2V0H24V1H22L21 0V8L20 9H18V11L16 10V9H10V10H6V12L7 13H3L1 16H0V19L2 20V21H0V22H2L1 24H0V33H1V36H0V40H2V41H0V46H2V48H0L1 50H0V53L1 54H3V52H7V54H6V52H5V55H7L8 56V53H10L12 56H14L16 59H14V57H13V59H10V57H11V55H9L8 57H7V59L9 60H12L14 63L12 64V62L11 61H9L10 62V64H11V66H10V64H8V61H6L7 59H6V56L4 55H1V57H0V61H3V62H1V64L0 65H3L4 64V66H6V69L5 68H3V66L1 67L0 66V71H4V70H6V74L4 73V72H0V74H2V75H0V82H2V85H3V87L1 86L0 88H4V86H5V88L9 85V87H7V88H10L12 85V87H14V89L15 90H13V92L12 93H10V92H3V94L2 95H0V122H1V120H5L6 122L8 121V124H9V122L10 123H13L14 122V126H16V125H19L20 123L19 122H21L23 119V121L21 122V123H23V122H26V123H23V125L24 124H28V125H22V124H20V126L22 127V129L21 128H19L20 126H16L17 128H18V132H15L16 130H17V128H16V130L14 129L15 127H13V124H12V127L13 128H10V129H14V130H10L9 128H6L7 126H3L6 122H1L0 123V127H2V129L0 128V132H1V134H2V131H4L3 130V128L4 129H6V130H8L7 131V133H8V135L9 136H7V134H6V130L4 131L5 133H3L4 135H6L7 136V138L9 139V137L11 138L12 137V139L15 137L14 135H15V133H18V134H21V132H20V129L21 130H26V129H24L26 126L27 127H29L28 129H30L31 127H33V126H36L37 124L39 125L38 126V128L41 130V127H42V130H44L43 132H46V131H48V129L46 130V127L47 128H49V124H51V127L53 126L54 128L55 127H57V125L56 124H58V126L59 127H63V128H66V131H68L67 133H66V131H65V129H64V133L65 134H62L63 133V131H62V133L60 132L59 133V135L57 136H54V137H57V140L56 139H54V137H52L51 139H54L55 141H51L50 140V142L52 143V142H54L53 144H51V147H50V145L47 147L48 148V151H49V153L51 154H49L50 156L46 159V160H43V161H40L39 163L38 162H36V163H33L32 165H31V167H36V168H39V169H41L40 171L42 172V171H44L45 169H47L46 167H48L49 166V168H52V169H54V167H55V165L57 166V164H59V163H57L56 164V160L58 159L57 157L59 156V159H61V158H63V160L61 159V160H59L60 161V165L62 166L61 168H63L64 166L67 168L68 166H70L71 165V162H72V160L71 159H69L71 162H69V160H68V158H71V157H69V155L66 157H63V156H61L60 154H59V151H57V149L58 150H60L62 147L60 146V149H59V144L61 145V143H62V146H64L62 149H64L65 147H68V148H70L68 145H70V146H72L73 144L76 146H74L73 145V148L74 149H72V147H71V149H70V151L71 152H74L73 150H78V152L75 150V153H76V155L78 154V157H76V158H80L78 161H77V163L79 162L80 164L81 163H87L86 161H88L87 159H90V158H88V156L90 157L91 155H93V151L92 150H96L95 149V147L97 148V149H99L98 151L101 153L102 151H107L113 144V148L111 147L110 149H109V151H107V152H102L103 154L101 155V156H104V153H105V158L104 157H102L103 158V162H102V164H101V168H102V170H104V168H106L107 167V169H105V170H112V168H113V170L114 169H116V170H114V171H117L118 169H119V167H120V169H119V171L121 172V174H122V176L121 177H117L116 178V180L118 181V182H122V180L123 179H121V178H123V176H124V179L126 180V179H130L129 181L127 180L126 181V184H127V182H128V184H127V186H126V189H127V187H128V189L130 190H128L127 189V191H129L130 192V195L132 194V191H133V193L134 194H132V195H135V194H137L139 191H142V192H144L145 190L147 191V193L148 192H151V194H153V195H156L157 193H155V191H156V189H157V192H160L159 193V198H158V196H155V197H157V199H156V201H158V203L154 200L153 202H155L154 204L155 205H157V207L161 210V209H169V208H171V206H169V204H168V198H171L170 196H168V198H165V194L163 193V189H165V187H166V189H167V186H166V184L168 185V183H167V181L166 182H164L163 183V185H165L164 187H163V189H162V184L161 183H159V180L158 179H156V178H154V176H155V174H154V172H153V174H152V171H155V169L152 167V161H151V163L150 164H152V165H150V164H148L150 161H148V163H147V161H146V157L148 156V158H150V159H152V157H150L149 156V152H151V150H153L154 151V154L155 153H157L158 151H160V150H162V147H163V149H165L164 151H166L165 152V154L167 155H169V156H171L172 158L170 159V157L168 158V155L166 156V160H167V162H168V160L169 161H171L170 162V166H168L169 168V170H171L172 168H175V169H172V172H175L176 171V175L174 174V173H172L171 171V174H172V177H167V178H169V180H168V182L170 181V178H172V181H170L171 183H174V185L177 187V188H179L180 189V192H185V191H183V190H181V189H183L184 188V190H185V188H186V186H187V180L185 179V178H183V171L185 172V173H187V172H189V173H193L194 175H198V173L201 171V170H197V171H195V168H191V166H193V164H198L199 162H201V155H199V154H197V153H195V152H193V151H187V152H185V153H182L181 154V150L179 151V149L180 148H178L179 147V145L180 144H175L174 143V137H172L171 135H169V133L168 132H166V131H159V129L157 130H155V128L153 129V127H152V125H150V124H148L147 126L145 125V127H144V125L143 124H146V122L145 121H142V120H140V118L139 117H137V118H135L134 119V117H133V115L134 116H136V114H135V112L137 113V111L139 110H141L140 108H142L143 107V105H144V103H146L147 104V102H143L144 101V99H136V101L134 100V98H133V100L135 101V103L137 102V103H140L139 101H141V103H143V105L140 103V104H137L136 103V105H135V103H134V105L136 106H132V108H131V110L132 109H134L133 111H132V113L133 114H130L131 116L129 117V115L128 116H126L127 117V121H125L126 120V118H125V120H124V118H114L115 119V121H113V118L112 117H114V112H116V111H114L115 109H112V108H115L116 106V108L117 109H121L122 107H120L119 106V104H117V101L119 102V100H122V99H124V97L125 98H127V95H129L130 97H131V92L133 91L132 89L136 86V85H138L139 83H140V80H142L143 78L142 77H144V79L143 80H145V78L146 79H148V78H150L151 79V76H149L150 75V73H154V72H156V71H154V72H151L152 71V69L154 70L155 68H156V66H162L163 64V69L165 68L166 70H169V69H174L175 67L176 68H178V67H180L181 66V64L180 63H182V65H184L183 63L186 61H188L187 59L185 60V58L181 55H179V51H180V48H182V46H181V43L180 42H178V41H169V42H166V41H160L159 43H158V45H159V47H158V45H156V43H154V44H152V45H150V46H152V48L149 46V50L148 49H146V51H144L143 53H141V52H137L136 53V51H133L135 54H134V57H133V55H132V53H129V54H131L130 55V58L131 59H129V54L127 55V57L125 56V57H123V58H119V57H113L114 59L113 60H115V58H116V60L115 61H113V60H111V59H108V58H102V56H99V57H101L103 60H100L99 59V57H97V59L96 58H93V60L95 59V62H96V64H95V62L94 61H92V58L91 59H84L85 61H86V63L84 62V60H80V61H77V62H75V64H74V59H75V57H73L74 55H75V52L77 51V49H72V48H68V47H71L72 46V44L71 45H68L67 43H70L69 41H67L69 38V36H68V34H70L71 36H73V37H71V39H69V40H73V38L74 37H77L78 38V36H79V38H78V40L80 39V40H82V39H85L86 38V34L88 35V34H90L91 32H93V31H90L92 28L93 29H95L94 27H96L97 29H99V28H101V23H103L102 22V19H103V15L106 13V14H108V12H109V16L108 15H106L105 14V16H107V17H105L104 16V18H107V21H105L104 19H103V21L105 22V23H109V22H113L115 25L114 26H116V28L115 29H113V34H118V33H121L122 32V26L121 25H123L124 26V24H122V23H125V22H122L121 20H122V18L120 17L121 15L123 16V15H126V14H129V18L133 15L132 13H136V9H137V15L134 13V17L136 16L137 17V19L135 20V18L133 19L132 18V21L134 20L135 22H139L140 20H143L142 18H145L143 21L145 22V20L147 19V21H149L150 20V22H151V20H153L154 18H159V17H161V15H163V11L164 10H162V9H164V4H162L165 0H160V1H156V0H151V4L154 2V1H156V2H154V3H156V5L157 6H159V7H157V6H155V13L157 14V15H155L154 16V13H152L151 15L150 14H148L147 12H145L144 14H139V12H140V10L142 9V10H145V9H147L149 6L148 5H150L149 3H150V1L149 2H147V0H110V4L111 3H115V1H116V4H109L108 6H107V4L109 3L107 0H105V1H107V2H105L104 0H87V1H89L90 3H92V4H90V3H88L86 0L84 1V0H72V1H68V0H66V1H64V3L66 2H68L67 4L65 3V5L64 4H61V3H59V2H62L61 0H55V1H53V2H55L54 3V5H51L50 3H53V2H51V0H50V2H49V0H47V2L45 1H43V4L45 3H47V6L45 5V10H44V5L42 4V6H40V4H41V2H42ZM104 1V4L103 3H101V2H103ZM139 2L138 4H137V2ZM162 1V2H161ZM6 2V0H3V1H1L0 3L1 4H4ZM22 2L24 3V4H22ZM84 2V3H83ZM87 2V3H86ZM122 2H124V3H122ZM145 2H147L148 4H146ZM157 2H159V3H157ZM7 3V2H6ZM29 2H27L26 4H28V6H30L31 4H30ZM63 3V2H62ZM83 3V4H82ZM106 3V4H105ZM117 3H119V4H117ZM126 3L128 4L127 6H126ZM145 3V5H147L145 8L143 7V4ZM64 5L63 7H62V9H61V7L59 6V5ZM70 4H72V5H70ZM73 4H75L74 6H73ZM83 6H82V5ZM85 4H86V6H85ZM88 4H89V6H88ZM94 4V5H93ZM103 4V5H102ZM123 4H125V5H123ZM139 5L138 7H136V9H133V5ZM161 4H162V7H161ZM56 5V6H55ZM68 5H70V6H68ZM81 5V6H80ZM102 5V6H101ZM105 5V6H104ZM113 5V6H112ZM114 5H115V7H119L120 5H121V9H117V12H121V13H119V14H121V15H118V13L117 12H114L115 10H114ZM144 5V6H145ZM26 6V5H25ZM55 6V7H54ZM80 8H79V7ZM98 6H101V7H98ZM107 6V7H106ZM123 6V7H122ZM128 6H131L132 8L131 9H129V8H127ZM140 6H142L143 8H140ZM36 7H37V9H36ZM48 7H51L52 9H51V12H48V11H50V8H48ZM60 8V9H58V8ZM67 7L68 9H69V11L70 12H68L69 13V15H68V13H67V11H68V9L65 8ZM72 7H74V8H72ZM93 7L94 8H96L97 9V11H98V9H99V11H100V13H99V11L96 13V11H95V9H93ZM110 9H109V8ZM114 7V8H113ZM125 7H126V9H129V10H125ZM134 7V8H135ZM162 8V9H160L161 11H162V13H161V11L159 10V8ZM236 7V6H235ZM72 8V9H71ZM82 8V9H81ZM87 9L86 11L85 10H83V9ZM104 8V9H103ZM123 8H124V10H123ZM23 9H26V8H24L23 7ZM34 9H36L37 10V12H38V10H39V12L37 13H35L34 11ZM58 9V10H57ZM75 9V10H74ZM94 10V12H95V14H103L102 12L104 11V14L103 15H94V12L92 11H90V10ZM101 9L103 10L102 12H101ZM105 9H108V11L107 10H105ZM133 9V10H132ZM242 10L243 11V9L244 8H238V7H236V9H235V11H239V10ZM247 9V7L245 8V10ZM31 10L33 11V13L31 12ZM56 12H55V11ZM65 10H66V12H65ZM73 10V11H72ZM81 10H82V12H81ZM88 10H89V12H88ZM114 10V11H113ZM139 10V11H138ZM149 11V13H151L152 11H154V10H150V9H148ZM11 12V14H10V12ZM13 11H17V12H15L16 13V16H15V13L13 12ZM20 11V12H19ZM22 11H23V13H25V14H22ZM42 11H46V12H42ZM72 11V12H71ZM74 11H77L76 13L78 14V16L76 17V13H74ZM128 11H130V12H128ZM131 11H133L132 13H131ZM151 11V12H150ZM234 11V12H235ZM9 12V13H8ZM28 12V13H27ZM30 12V13H29ZM40 12H42V13H40ZM48 12V13H47ZM54 12V13H53ZM62 12H64L63 14H62ZM86 12H88V13H90L91 14V16H94V17H91L90 16V14H88V13H86ZM124 12H125V14H124ZM128 12V13H127ZM157 12H160V15H158V13ZM49 13H50V15H49ZM52 13V14H51ZM56 13H58V14H56ZM72 13V16L70 15ZM79 13H81V14H83V15H81V14H79ZM86 13V14H85ZM114 13H116L117 15H115L114 16ZM147 13V14H146ZM49 15V18L50 17H52V18H50V21H49V18H48V15ZM56 14V15H55ZM65 14H67V15H65ZM88 14V15H87ZM93 14V15H92ZM113 14V15H112ZM130 14H131V16H130ZM139 14V15H138ZM12 15H14V17H12ZM39 15H41V16H39ZM60 15V20H59V16ZM61 15H63V16H65V17H67L66 19H65V17H63V16H61ZM86 15V16H85ZM112 16V19H114V20H112L111 19V16ZM141 15V16H140ZM149 15V16H148ZM5 16H6V19H5ZM8 16V17H7ZM33 16H37L36 18L37 19H40V20H42L43 18L44 19H46L45 21L46 22H44L43 24H41V23H38L37 24V22H32L31 21V17L33 18ZM44 16V17H43ZM46 16V17H45ZM82 16V18H84L83 19V21H82V18H80V17ZM85 16V17H84ZM87 16H89L90 18H88ZM97 16H100V18L99 19H97L96 17ZM120 18H118V17ZM148 16V17H147ZM11 17V18H10ZM20 17V18H19ZM43 17V18H42ZM62 17L65 19H63L62 20ZM72 17H75L76 19H79V20H76L75 18H73V19H75V20H73L72 19ZM88 19H87V18ZM114 17V18H113ZM128 17L126 18V20H130V19H128ZM138 17H140L139 19H138ZM142 17V18H141ZM4 18V19H3ZM8 18H9V20H8ZM23 18V19H22ZM27 18V19H26ZM29 18V19H28ZM48 18V19H47ZM56 18H58V19H56ZM14 20V23H13V20ZM20 19V20H19ZM26 19V20H25ZM43 19V20H44ZM72 20V21H70V20ZM81 19V20H80ZM87 19V20H86ZM94 20V19H97V21L99 20V23H98V25H97V22L95 21V23H94V21H91V20ZM111 19V20H110ZM115 19H116V21H118V22H116L115 21ZM118 19V20H117ZM124 20L123 21H126L125 20V16H124V18H123ZM24 20V21H23ZM53 20V21H52ZM68 20V21H67ZM121 22H120V21ZM138 20V21H137ZM3 21H6V23H3ZM9 21H11L10 22V25H7V22L9 23ZM29 21V22H28ZM31 21V22H30ZM55 21V22H54ZM64 21V22H63ZM75 21V22H74ZM85 21V23L83 24L82 22H84ZM89 21L91 22V24H92V22H93V24L92 25H90L89 24ZM133 21V22H134ZM146 21V22H147ZM19 22H21V23H23V24H21V23H19ZM48 22H50V23H48ZM53 22V23H52ZM62 22V23H61ZM67 22H68V24H67ZM79 22V23H78ZM82 24H81V23ZM101 22V23H100ZM121 24H120V23ZM127 22V21H126ZM13 23V24H12ZM31 25H30V24ZM45 23H47V27L44 25ZM74 23V24H73ZM78 23V24H77ZM128 23V22H127ZM127 23H125V24H127ZM149 23V22H148ZM3 24V25H2ZM53 24V25H52ZM60 24V25H59ZM62 24V25H61ZM118 24H120V25H118ZM138 24H140V23H138ZM138 24H136V27L139 29L140 27L142 28L145 24L141 21V24H140V26L138 25ZM2 25V26H1ZM17 25V26H16ZM34 25V26H33ZM45 27H44V26ZM58 25V26H57ZM67 25H68V27H67ZM75 25V26H74ZM77 25H79V26H77ZM81 25V26H80ZM82 25H89V27L87 26V30H85L86 28H84V26H82ZM104 25V23L102 24V26ZM15 26V27H14ZM43 26V28H41ZM50 26V27H49ZM56 26V27H55ZM66 26V27H65ZM70 26V27H69ZM74 26V27H73ZM92 28H91V27ZM118 26H120V27H118ZM8 27V28H7ZM10 27V28H9ZM65 28V30H64V28ZM72 27V28H71ZM81 27H83L84 29H81ZM99 27V28H98ZM125 27V26H124ZM123 27V28H124ZM26 28V29H25ZM69 28H71V29H75V28H77V29H80L81 30V32H83V30H85L84 31V34H80L81 32L79 31V30H77V29H75V30H72V31H74V32H72L71 31V29H69ZM88 28H91V29H88ZM20 31H19V30ZM32 29V30H31ZM52 29V30H51ZM56 31H55V30ZM116 29H119V31H117ZM9 30V31H8ZM60 30V31H59ZM62 30H63V32H62ZM68 30V31H67ZM79 31L78 33L76 32V35H75V31ZM89 30V31H88ZM116 30V31H115ZM27 31H30V32H27ZM55 31V32H54ZM115 31V32H114ZM16 34H15V33ZM24 32V33H23ZM66 32H68V33H66ZM85 32H87V33H85ZM90 32V33H89ZM117 32V33H116ZM7 33V34H6ZM13 33V34H12ZM29 33V34H28ZM32 33V34H31ZM40 33V34H39ZM43 33V34H42ZM5 36H4V35ZM53 34V35H52ZM61 37L62 35H64L65 36V34L68 36L67 38L68 39H66V36L64 37V36H62L61 37V39L63 38V39H66V40H61V39H59L60 37L58 36V35ZM62 34V35H61ZM80 34V35H79ZM45 35H47V36H45ZM55 35V36H54ZM81 35H83V36H85V38H80V37H83V36H81ZM121 36H124L125 34H120ZM126 35H127V33H126ZM3 36V37H2ZM14 36H15V38H14ZM19 36V37H18ZM35 36H36V38H35ZM11 37V38H10ZM22 37H23V39H25V40H23L22 39ZM30 37H31V39H30ZM51 37H54L53 39L51 38ZM58 37V38H57ZM98 37H99V35H98ZM100 37H101V35H100ZM2 38V39H1ZM41 38V39H40ZM42 38H45V41H44V39H42ZM122 38H125V37H122ZM15 39V40H14ZM17 39V40H16ZM33 39V41L34 42H32L31 40ZM37 39H38V42H40V44H37L38 42H37ZM41 41H40V40ZM49 39H52V40H50V41H52L53 43H55V42H59V43H57V44H60V42L61 41H63V43H61L62 45H59L60 47L58 48V46L57 45H55V44H53L52 42H51V44H49L50 43V41H49ZM57 39V40H56ZM74 39H76V38H74ZM7 40V41H6ZM29 40V41H28ZM43 40V41H42ZM47 40V41H46ZM56 40V41H55ZM59 40H61V41H59ZM20 41H21V43H20ZM67 41V43H65ZM44 42V43H48L47 45L46 44H42V43ZM178 42V43H177ZM26 43V44H25ZM30 43H32V45L30 44ZM66 44V45H68V47L66 46V45H64V46H66V47H64L63 46V44ZM165 43H166V45H165ZM173 43H176L174 46H173ZM180 43V44H179ZM31 45V46H29V45ZM35 44V45H34ZM37 44V45H36ZM53 44V45H52ZM164 44V45H163ZM178 44V45H177ZM22 45H23V48H22ZM28 45V46H27ZM34 45V46H33ZM41 46V48H40V46ZM47 46V49H48V47H49V45H52V46H50L49 47V49H48V51L46 50V48H43V46ZM57 46V49L55 48H51V47H55V46ZM97 44H95V46H96ZM153 45H155V46H153ZM162 45V46H161ZM13 46V47H12ZM39 46V47H38ZM63 46V47H62ZM157 46V47H156ZM200 46V45H199ZM199 46H197L198 48H196L197 50H199ZM4 47V48H3ZM32 47V48H31ZM36 47H38V49L40 50L41 49V51H33L34 50V48L36 49ZM62 47V48H61ZM96 47H99V46H96ZM155 47V48H154ZM241 46H237V48H240ZM13 48V49H12ZM16 48H17V50H16ZM22 48V49H21ZM66 49V50H68V51H70V49H72L70 52H69V54H68V51H66V50H64V49ZM157 48V49H156ZM178 48V49H177ZM3 49H5V50H3ZM8 49V50H7ZM15 49V50H14ZM37 49V50H38ZM60 49V50H59ZM154 49V50H153ZM2 50H3V52H2ZM28 50V51H27ZM51 50H53L54 52H58V51H60L59 53H60V57H62V54H64L63 55V58H61V59H56L55 57H57L58 56V54L55 56L54 54H53V52L51 51ZM61 50L64 52V53H61ZM75 50V51H74ZM181 50H183V48L181 49ZM10 51V52H9ZM21 51V52H20ZM43 51V52H42ZM49 51H51V52H49ZM74 51V52H73ZM11 52H13V53H11ZM39 52H41L40 54H38ZM50 53V56H48L46 59L47 60H45L43 57H44V53H46V55L47 54H49ZM145 52H146V54H145ZM149 52V53H148ZM154 53V54H152V53ZM20 53V54H19ZM22 53V54H21ZM25 53V54H24ZM140 53H141V56H143L144 55V58L143 57H141V56H139L140 55ZM152 55H151V54ZM31 54H32V56H31ZM33 54H35L34 55V57H33ZM51 54H53V55H51ZM56 54V53H55ZM73 55V56H71V55ZM18 55V56H17ZM23 55V56H22ZM37 55H41V60L39 59V57H37ZM66 55L67 56H71L72 58H74V59H72L70 56L69 57H67V58H65L64 59V56L66 57ZM178 55V56H177ZM28 56V57H27ZM31 56V57H30ZM55 59V60H59V62H57V61H55V60H53V58ZM136 56H138V57H136ZM152 56H154V57H152ZM17 57L20 59H17ZM22 57H23V59H22ZM37 57V58H36ZM151 57V58H150ZM178 57V58H177ZM212 57H214V55H212ZM12 58V57H11ZM35 58V59H34ZM43 58V59H42ZM50 58H52V59H49ZM78 58V57H77ZM125 58V59H124ZM143 58V59H142ZM4 59H5V61H4ZM27 59H29V61L27 60ZM30 59H31V61H30ZM33 59V60H32ZM36 59H38V60H36ZM70 59H72V61H73V65L71 66V65H68V67H66L67 66V64H71V60ZM106 59V60H105ZM108 59V60H107ZM118 59V60H117ZM183 59H184V61H183ZM17 61V64L15 63L16 61ZM19 60V61H18ZM25 60V61H27V62H23V61ZM50 61V63L51 62H54L55 61V63H51V64H49V61ZM53 60V61H52ZM70 60V61H69ZM90 60V61H89ZM125 60V61H124ZM177 60V61H176ZM182 60V61H181ZM46 61H47V63H46ZM66 61V62H65ZM88 61V62H87ZM102 61H104V62H102ZM107 61V62H106ZM110 61V66L112 65V67H109V64L107 65V63ZM116 61H119V62H116ZM120 61H121V63H120ZM127 61V62H126ZM5 62H7L6 64H5ZM18 62H20V63H18ZM23 62V63H22ZM29 62H31V63H33V64H30V66H28L29 65ZM58 64H57V63ZM68 62V63H67ZM70 62V63H69ZM79 62H81L82 64L81 65H79L80 63ZM91 62H93L92 64H90ZM98 62H100L101 63V65L103 64V67L100 69V73L97 71V70H99V69H97V65H98V67L100 66V63H98ZM111 62H114V63H111ZM145 62V63H144ZM172 62V63H171ZM176 62V63H175ZM177 62H179V63H177ZM185 62V63H186ZM28 63V64H27ZM76 63H78V64H76ZM84 63V64H83ZM88 63V64H87ZM118 65H117V64ZM24 64H26L25 66L28 68V69H26V67L24 66ZM38 64V65H37ZM40 64L42 65V69L44 70V68H46V69H48V70H50V71H48V70H44V72H43V70L41 69V66H40ZM56 65V68H55V65ZM61 64V66L62 67H60L59 65ZM66 64V65H65ZM87 64V65H86ZM180 66H179V65ZM20 65V66H19ZM31 65H32V67L36 70L37 68H38V71H36L37 72V75L35 76V79L33 78H31V79H28L29 81L31 80V82L29 83V81H27V83H29V84H31V83H34V82H32V81H36V80H38V79H36V77L37 78H39L40 80H42L41 82H43L44 83V85H43V83H38V81L40 82V80H38V81H36L35 82V84L34 85H38L37 86V88L36 87H34V85L33 84H31V86H33L34 87V90H33V87H32V89H30V85L29 84H27L26 83V85L25 86H23V88L25 87L26 89H23L22 87L20 88V87H18V82H15V81H17L18 79H17V68L19 69V67H21V70L20 71H27V70H29V68H31ZM33 65H35L37 68H35V66H33ZM48 65V66H47ZM58 65V66H57ZM63 65H65L64 67H63ZM74 65H75V67H74ZM84 65H86V66H84ZM93 65H94V68H93ZM96 65V66H95ZM124 65V66H123ZM173 65H174V67H173ZM176 65V66H175ZM177 65H178V67H177ZM18 66V67H17ZM23 66V67H22ZM51 66V69L49 68ZM76 66H78L77 68H79V69H77L76 68ZM82 66V67H81ZM118 66V67H117ZM158 66V67H159ZM160 66V67H161ZM170 66V67H169ZM7 67H9V68H7ZM11 67H13V68H11ZM40 67V68H39ZM48 67V68H47ZM66 67V68H65ZM73 67L74 68H76V69H74L73 70ZM108 67V68H107ZM124 67V68H123ZM158 67L156 68V70L158 69ZM159 67V68H160ZM161 67V68H162ZM167 67V68H166ZM3 68V69H2ZM24 68V69H23ZM33 68H31L32 70H34ZM60 70V72L58 71V69ZM68 69V70H65V69ZM71 68H72V70H71ZM97 70H96V69ZM106 68V69H105ZM111 68H113V69H111ZM169 68V69H168ZM175 68V69H176ZM39 69H41V71L39 70ZM64 69V70H63ZM70 69V70H69ZM103 69H105L104 71H103ZM109 69V70H108ZM119 69V70H118ZM151 69V70H150ZM14 70V71H13ZM16 70V71H15ZM34 70V71H35ZM58 72H57V71ZM63 70V71H62ZM94 70L96 71V73L94 72ZM112 70V71H111ZM7 71H10V72H7ZM48 71V73H46V72ZM65 71H66V73H65ZM68 71V72H67ZM93 71V72H92ZM109 71V72H108ZM149 71H150V73H149ZM14 72L16 73V75L14 74ZM61 72H64L63 74L61 73ZM104 72V73H103ZM188 72H190V70L189 71H187V73ZM3 73H4V75H5V79H4V76H3ZM10 73H12V74H10ZM41 73V74H40ZM43 73V74H42ZM52 73H54V76H53V74ZM115 73H116V75H115ZM145 73H148L147 75H148V77H145V76H147ZM45 74L48 76V80L46 79V77H45ZM144 76H143V75ZM13 75V76H12ZM43 76L42 78H41V76ZM52 75V76H51ZM114 75V76H113ZM117 75H119V76H117ZM153 75V74H152ZM1 76H3V79H2V77ZM9 76H12V77H9ZM38 76H40V77H38ZM109 76H111V77H109ZM116 76V77H115ZM122 76V77H121ZM52 77V78H51ZM105 77H107V78H105ZM115 77V78H114ZM118 77H119V79H118ZM125 77V78H124ZM131 77H132V79H131ZM139 77L140 78H142V79H139ZM13 78H15V79H13ZM51 78V79H50ZM104 78V79H103ZM109 78L112 80V78H114V79H118V82H117V79H116V81H114V84H115V86H114V84H113V80H112V82L109 80ZM127 78V79H126ZM134 78H136L135 80H134ZM10 79L12 80L11 82H12V85H11V82H10ZM44 79H46V80H44ZM50 79V80H49ZM105 81L104 83H103V80ZM105 79H108V81H109V85H108V82H107V84H106V81L107 80H105ZM122 79V80H121ZM124 79H126V80H124ZM229 78H227V80H228ZM4 80V81H3ZM8 80H9V82H10V84H8L9 82H8ZM15 80V81H14ZM44 80V81H43ZM99 80H101V81H99ZM130 80H132L133 82H130ZM137 80H138V82H137ZM149 80V79H148ZM148 80H145V81H143L144 83H147L146 81H148ZM231 81L230 82H232V83H234L235 81H239V80H241V78H238V79H233V78H231L230 79ZM232 80H234V81H232ZM244 79L242 78V80H241V82L243 83V82H245L246 81V79L243 81ZM8 83H7V82ZM49 81H51V82H49ZM97 81V82H96ZM98 81L99 82H101L100 84L102 85V88H103V90H102V88H101V85L98 83ZM121 81V82H120ZM138 83H136V82ZM199 81V80H198ZM4 82H5V84H4ZM126 82V84H127V82H128V84L126 85V86H133V88L130 86V88L129 87H126L123 83H125ZM149 82V81H148ZM197 82V81H196ZM16 83V84H15ZM36 83H38V84H36ZM131 83H133V84H131ZM134 83H136V85L134 84ZM8 84V85H7ZM94 84H96L95 86L97 87V88H95L94 87ZM100 85V87H99V85ZM119 84H123L124 86H123V88H124V90H123V88L121 87L122 85H120L119 86ZM141 84H142V82H141ZM39 85H42V87H44V86H46V87H44V89H45V91H44V89L41 87V86H39ZM106 85H108L109 86V88H110V86H111V88L113 89L112 90V93L110 92L111 91V89H109L108 87L106 88L105 86ZM27 86H28V88H27ZM51 86V87H50ZM54 86V87H53ZM91 86V87H90ZM112 86H114V87H116V89H117V87L119 88V87H121V88H119V89H115L114 87H112ZM39 87H41V88H39ZM49 87V88H48ZM53 87V88H52ZM99 87V88H98ZM36 88V89H35ZM48 88V89H47ZM51 88V89H50ZM93 88V89H92ZM126 88V89H125ZM17 89V90H16ZM37 89H40V90H37ZM43 89V91H41ZM47 89V90H46ZM102 90V94H101V90ZM104 89L106 90V91H104ZM114 89H115V91H114ZM121 89V90H120ZM18 90H20V91H18ZM29 91V90H33V92L31 91V92H27V91ZM49 90V91H48ZM91 90V91H90ZM97 90H99L100 91V93H98L99 91H97ZM123 90V91H122ZM130 90H132V91H130ZM21 91H23L22 93H21ZM35 91V92H34ZM39 91V94H37V92ZM41 91V92H40ZM48 91V92H47ZM122 92V93H118V92ZM127 91H129L128 93H126ZM15 92V93H14ZM24 92H26V93H24ZM43 92V94H41ZM95 92V93H94ZM100 95V96H98V94ZM124 92V93H123ZM5 93V94H4ZM7 93H9V94H7ZM23 93H24V95H23ZM30 93V94H29ZM31 93H32V95H31ZM106 93L108 94V95H111V96H109L110 97V99H108L109 97H108V95H106ZM115 93H117V95L120 97V98H122V99H118V96L117 95H115ZM11 94H14V95H12L11 96ZM20 94V95H19ZM22 94V95H21ZM27 94V95H26ZM33 94H37L36 96L37 97H39V100H38V98H37V100H35V99H33ZM104 94L106 95V96H104ZM113 94V95H112ZM123 94H126V95H123ZM19 95V96H18ZM43 95V97H41L42 99H40V96H42ZM84 95V96H83ZM95 95V96H94ZM103 95V96H102ZM9 96V97H8ZM19 98H22V96H23V98L22 99H19ZM21 96V97H20ZM30 96H32V99L34 100V102H33V100L31 99V97ZM36 96H34L35 98H36ZM49 98H48V97ZM81 96V98H79ZM88 98H87V97ZM102 96V97H101ZM116 96H117V98H116ZM10 97H12V98H10ZM101 97V100L99 101V98ZM103 97H104V99H103ZM113 97V98H112ZM150 97H152V96H150ZM7 98H8V100H7ZM10 98V99H9ZM32 100H30V99ZM46 98V99H45ZM48 98V99H47ZM52 98V99H51ZM86 98H87V100H86ZM93 98V99H92ZM95 98H96V100H95ZM118 99L116 102H115V100L114 101H112L113 99ZM43 99H44V101H43ZM107 99V102L105 101ZM11 100H12V102H11ZM27 100H30V101H27ZM45 100H46V102H45ZM49 100V101H48ZM77 100H83V101H85V102H79V101H77ZM92 100L93 101H95V102H92ZM98 100V101H97ZM105 102H104V101ZM108 100H110V106H109V104H108ZM130 100L132 101V99L130 98ZM129 100V97H128V99H126V101H130ZM150 99H148V101H149ZM153 100H157V99H155V98H152L149 102L151 103H153V102H155V101H153ZM20 101V102H19ZM37 101V102H36ZM53 101V102H52ZM77 101V102H76ZM4 104H3V103ZM10 102V103H9ZM18 102V103H17ZM31 104H30V103ZM42 102V103H41ZM48 102V103H47ZM73 102L75 103V104H73ZM78 102H79V104H78ZM104 104V105H106V106H104V105H102V109L100 108L101 106V104ZM102 102H104V103H102ZM148 102V105L150 104ZM39 103H41L42 105H40ZM54 103V104H53ZM82 103V104H81ZM93 103V104H92ZM97 103H99V105L97 104ZM116 105H115V104ZM246 103H247V101H246ZM245 103V104H246ZM253 103V105H254V102H250L249 103V101H248V103L247 104H249L250 106H251V104ZM21 104V105H20ZM34 104H37V105H34ZM44 104V105H43ZM50 105V106H48V105ZM71 104H73L72 105V107H71ZM81 104V105H80ZM89 104V105H88ZM92 104V105H91ZM98 105L99 106V109H101V110H104L105 111V113L107 114V111L106 110H108L109 109V111L110 110H112L111 112H112V114H113V116L112 115H110V118H112V119H110L109 118V115H106V114H104V115H106V116H108L107 118H106V116L104 117L102 114H101V112L103 113L104 111H99V109L98 108H94V107H98V106H95V105ZM145 104V105H146ZM17 105V106H16ZM33 105V106H32ZM75 105V106H74ZM112 105H114L115 107H113ZM138 105V106H137ZM139 105H140V107H139ZM142 105V106H141ZM181 106H182V104H180ZM184 106H185V103L183 104ZM252 105V106H253ZM4 106H6L5 108H4ZM20 106V107H19ZM30 106V107H29ZM2 107L4 108V109H2ZM23 107H24V109H23ZM26 107V108H25ZM76 107V108H75ZM82 107V108H81ZM104 107V108H103ZM105 107H106V109H105ZM109 107H112L111 109L109 108ZM19 108V109H18ZM87 108V109H86ZM94 108V109H93ZM137 108H139L138 110H137ZM15 111L16 109V111H15V113H11L13 110ZM23 109V110H22ZM35 110V112H34V110ZM74 109H75V112H74ZM77 109V110H76ZM81 109V110H80ZM89 109V110H88ZM90 109L92 110L93 109V111H90ZM125 109H128V107L127 108H125ZM9 110H11V111H9ZM22 112H24V113H22ZM83 110H85V112L87 111V112H89V114H88V116H87V112L84 114V112H83ZM98 111V113H97V111ZM9 112V114L11 113V115L9 116V114H8V112ZM20 111V112H19ZM37 111V112H36ZM68 111V112H67ZM70 111V112H69ZM74 112L73 113V115L74 116H78L77 118H80V117H82L83 118V120H82V118H81V122L79 121V119H77L76 117L74 118V116L71 114L72 112ZM77 111V112H76ZM82 111V112H81ZM114 111V112H113ZM138 111V113H137V116H138V114H140V112H142V111H140L139 112ZM6 114H5V113ZM65 112H66V114H65ZM91 112V113H90ZM93 112L95 113V115L93 114ZM262 114L261 115H259V121H264V109H262ZM61 113H63V114H61ZM70 113V114H69ZM78 114V115H75V114ZM81 113V114H80ZM5 115L6 117H3V115ZM7 114H8V117L10 118V119H8L7 118ZM56 114H58V115H56ZM68 114V115H67ZM79 114H80V116H79ZM82 114H84V116L82 115ZM98 114V115H97ZM101 114V115H100ZM14 115V116H13ZM19 115V116H18ZM62 115V116H61ZM69 115L70 116H72L74 119H76V121L77 122H79V123H77L73 118H69ZM82 115V116H81ZM92 115H94L95 117H96V115H97V119L99 118L98 116H100V118H99V122L96 120V118L94 117V118H92L93 119V121H96V123L94 122V124L92 123V125L90 126V124H91V122H93V121H91L92 119H91V117L90 116H92ZM12 116V117H11ZM18 116V118L21 120V121H19L16 117ZM36 116V117H35ZM51 116H52V119L50 120V118H51ZM112 116V117H111ZM14 117V118H13ZM26 117H28V118H26ZM35 117V118H34ZM54 117H56V118H54ZM58 117H60V118H58ZM93 117V116H92ZM102 117H104V121H103V123H101L102 122V120L101 119H103ZM129 117V118H128ZM5 118H7V119H5ZM22 118V119H21ZM27 120H26V119ZM64 118V119H63ZM87 118V119H86ZM88 118H89V120H88ZM106 118V119H105ZM133 118V120H131ZM12 119V120H11ZM15 119H17V122H15ZM55 119L57 120L58 119V122H62L61 124L60 123H54L53 125H52V120H54L53 122H56L55 121ZM60 119L61 120H63V121H60ZM85 119H86V121H85ZM91 119V120H90ZM108 119V120H107ZM111 121H110V120ZM116 119H118V120H116ZM122 119V120H121ZM128 119H130L129 120V122H128ZM260 119H262V120H260ZM11 120V121H10ZM14 120V121H13ZM29 120V121H28ZM35 120V121H34ZM68 120V121H67ZM69 120L71 121V122H74V123H68L69 122ZM105 120H106V122L108 123V125H107V123H105ZM119 120L122 122H119ZM38 123H37V122ZM43 122V121H45V123L47 122L48 123V125H46V126H44L41 122ZM66 121V122H65ZM86 122V123H90L89 124V126L87 125V126H85V127H88V128H85V129H82V130H85V131H81L80 129H81V127L82 126H84V122ZM88 121H90V122H88ZM120 123V126H119V123ZM124 121V122H123ZM142 121V122H141ZM262 121V122H263ZM50 122V123H49ZM112 122H114V123H112ZM116 122V123H115ZM44 123V122H43ZM64 123H68V124H70V127H68L67 125H65ZM76 123V125H78V126H80V125H82L83 123V125L82 126H80V131H77L78 129H77V127L78 126H76V125H74ZM82 123V124H81ZM123 123H125L124 125H125V127H126V129H129L130 127H131V129H129V131L127 132V130H126V132L127 133H131L130 131H132V126L133 127H136L135 129L136 130H142V129H145V130H147L148 131V136H150L151 138L153 137H155V136H158L159 138H161V137H163L164 139H165V142H164V139H160V140H163V141H161L162 142V144H161V149H160V145H158V142H159V138H158V142L156 143V146L155 147H158V148H156L155 149V147H153V148H151V147H149L150 145V142L152 141H150L149 143H148V149L150 150V148H151V150L149 151V150H146V148L145 147H143L142 149L145 151V154L148 152V155L145 157L144 155V153H142V154H140L139 152L140 151H142V149L140 148V147H142L141 146V143H143V142H141V143H139L138 144V146L140 145V147H138L137 146V149L139 148V149H141L140 151H138V153H139V155H137V157L135 156L136 154H138L136 151H135V155H132V154H134V152L132 151V150H130L129 149V146L128 145H123V143H119V140L121 139V140H123L122 138H124V135L122 136V134H123V132L121 133V130H116V129H114V130H116V131H114V130H111V129H106V128H109V127H111V126H114V125H116L117 127H121L122 128V126H123V128H124V125H123ZM130 123V124H129ZM234 124H235V122H233ZM232 123V124H233ZM1 124H2V126H1ZM7 124V123H6ZM7 124V125H8ZM35 124V125H34ZM40 124H41V126H40ZM80 124V125H79ZM95 124H96V126H100V127H96V128H98L99 129V131H98V129L96 130V128H95ZM105 124V125H104ZM111 124V125H110ZM129 124V125H128ZM218 125L220 124L219 122L217 123ZM233 124V125H234ZM56 125V126H55ZM61 125V126H60ZM63 125V126H62ZM64 125H65V127H64ZM71 125L72 126H75V127H71ZM128 125V126H127ZM130 125H132V126H130ZM108 126V127H107ZM138 126V127H137ZM140 126V127H139ZM142 126V127H141ZM149 126H151L150 127V129H149ZM8 127H10V124L8 125ZM24 127V128H23ZM26 127V128H27ZM37 127V126H36ZM35 127V128H36ZM43 127H45V128H43ZM72 128L71 130L69 129V130H67L68 128ZM91 127H92V129H91ZM101 127H103L104 129H106V130H104V129H102ZM106 127V128H105ZM79 128V127H78ZM83 128V127H82ZM102 130H101V129ZM33 129H34V127H33ZM87 129V130H86ZM41 130V131H42ZM75 130V131H74ZM95 130V131H94ZM144 130V132H147V131H145ZM152 130V131H151ZM23 131V132H24ZM93 131V132H92ZM111 131V132H110ZM119 131V132H118ZM150 131V132H149ZM154 131V132H153ZM155 131H158L157 133L155 132ZM43 132H40V133H43ZM79 132V133H78ZM95 132V133H94ZM125 132V133H126ZM165 132V133H164ZM10 133H14V135L12 134H10ZM77 133V134H76ZM86 133V134H85ZM87 133H88V135H87ZM115 133V134H114ZM154 133H155V135H154ZM159 133H161L160 134V136H159ZM2 134V137L4 138V135ZM79 134V135H78ZM84 134H85V136H86V138H85V136H84ZM94 134V135H93ZM97 134V135H96ZM157 134V135H156ZM163 134V135H162ZM65 135H66V137H65ZM69 137H68V136ZM96 135V136H95ZM153 135V136H152ZM94 136H95V139H93V141H92V138H94ZM117 136V137H116ZM169 136V137H168ZM1 137V136H0ZM66 139H65V138ZM69 139H68V138ZM88 137H90V138H88ZM107 137H108V139H107ZM166 137V138H165ZM7 138H5V142H7ZM80 138H82L83 140H85L86 139V141H82ZM85 138V139H84ZM87 138H88V140L91 142L92 141V143H87V142H89L88 140H87ZM110 138H114V142H115V140H116V142L114 143L113 141H111L110 140ZM119 139V140H117V139ZM169 138V139H168ZM189 139L191 138V137H188ZM188 138H186V140L188 139ZM50 139V138H49ZM49 139H47V141H48V144H50L49 143ZM61 139H64V140H61ZM79 139V140H78ZM106 139V141L108 140V142H105L104 140ZM4 140V139H3ZM58 140L61 142V143H59L58 142ZM66 140H70V141H66ZM77 140V141H76ZM95 140V141H94ZM96 140H100V141H96ZM101 140H103V144H100L101 146H103V147H107V150H101L100 151V149L101 148H103V147H101L99 144H97V143H99V142H101ZM110 140V141H109ZM170 140V141H169ZM10 141H11V139H10ZM26 141V140H25ZM24 141V142H25ZM24 142L23 143H20V144H22V147H24L23 145H24ZM31 144H32V142L31 141H29ZM56 142V143H55ZM97 142V143H96ZM111 142V143H110ZM153 142H156V140L154 141L153 140ZM166 142H167V145H166ZM171 142V143H170ZM173 142V143H172ZM9 143V140H8V142H7V146H6V148L7 147H9V148H5V147H3L1 150H0V152H1V154H0V157H4L5 159H6V155L8 156V159L11 161V159L12 158H14L15 156V154L16 153H18V152H21V151H24V150H26V146H27V144H26V148L24 149V148H22V147H19V145L20 144H18V145H15V144H8ZM26 143V142H25ZM58 143V144H57ZM63 143H64V145H63ZM70 143H72V145L70 144ZM94 143V144H93ZM113 143V144H112ZM116 143H118V144H116ZM160 143V142H159ZM29 144V143H28ZM47 144V145H48ZM57 146H56V145ZM77 144H78V147H77ZM79 144H82V145H80V146H82V148H80V146H79ZM88 144V145H87ZM98 145V147H100V148H98L97 146H92V145ZM106 144L108 145V146H106ZM110 144H112V145H110ZM121 144V145H120ZM169 144V145H168ZM11 145H14V146H16L15 148L16 149H14ZM53 145V146H52ZM87 145V146H86ZM90 145V150L92 151H90L89 152V149H88V146ZM105 145V146H104ZM119 145V146H118ZM144 145V144H143ZM178 145V146H177ZM10 146L14 149V151H13V149H11V151L9 150L10 149ZM21 146V145H20ZM118 146V147H117ZM126 146V147H125ZM128 146V147H127ZM168 146V149L166 148ZM87 147V148H86ZM92 147V148H91ZM119 148L120 147V149L119 150H117V149H115V150H112V149H114V148ZM124 147V148H123ZM165 147V148H164ZM173 147V148H172ZM21 149V150H19V149ZM88 149V150H86V149ZM126 148H128V149H126ZM3 149L6 151V152H11V154L9 155V153L8 154H6L5 155V151H3ZM18 149V150H17ZM24 149V150H23ZM61 149V150H62ZM81 150V152H87V153H85V155L87 156H82V155H84L83 153L81 154L80 153V150ZM123 149L126 151V153L124 154V153H122V151H123ZM138 149V150H139ZM156 150V152H155V150ZM169 150V151H167V150ZM175 149V150H174ZM7 150H9V151H7ZM17 150V151H16ZM56 150V151H55ZM60 150V151H61ZM84 150V151H83ZM86 150V151H85ZM115 151L116 152V150L118 151V152H121L122 153V155L124 154L125 156H127L126 158L125 157H123L122 155H120L119 156V153H117L118 155H115V154H111V153H113V152H110V151ZM128 150H129V152H128ZM53 151V152H52ZM125 151H123V152H125ZM132 151V152H131ZM144 151H142V152H144ZM147 151V152H146ZM110 152V153H109ZM128 152V153H127ZM168 152V153H167ZM5 155H3V154ZM12 153H15V154H12ZM57 153V154H56ZM89 153H90V155H89ZM108 155H107V154ZM129 153H131V155L129 154ZM170 153V154H169ZM236 153V155H234V160L236 159H238V161H239V158H240V160L241 159H248L249 158V156L251 157V155L250 154H241V152H239V154L237 153V152H235ZM144 154V155H143ZM153 154V155H154ZM158 154V153H157ZM157 154H155V155H157ZM179 154V155H178ZM184 154V155H183ZM11 155H13V156H11ZM18 155V154H17ZM58 155V156H57ZM79 155H80V157H79ZM115 155V156H117V157H115V158H119V157H121L122 158V160H123V158H124V160L123 161H121V158H119L117 161H118V163H117V161H115L116 159H114V157L113 156ZM140 155H143L142 157H140ZM154 155V156H155ZM176 155H178V156H176ZM197 155V156H196ZM199 155V156H198ZM241 155V156H240ZM9 156H11V157H9ZM57 158V159H53V158H55V157ZM82 156V157H81ZM100 156V157H101ZM112 157L113 159H111V158H109V157ZM119 156V157H118ZM131 156H133L135 159H133V157H131ZM179 156H183V157H179ZM185 156H186V158H185ZM235 156H240V157H235ZM243 156H245V157H243ZM84 157H86L85 159H84ZM129 157H131V159H129ZM142 158L143 159V157H144V159L142 160V159H140V158ZM194 159H193V158ZM198 157V158H197ZM200 157V158H199ZM4 158H2V159H4ZM75 158V157H74ZM73 158V160L76 162V158L74 159ZM107 158H109L110 160H108ZM168 158V159H167ZM178 158V160H175V159H177ZM180 158L182 159L183 158V163H185V166H184V164L182 165V168H180V170L181 169H183L184 167H186L187 166V168H184V170H181V174H179L180 173V171H178V176H177V169L179 170V168H178V164H176L177 162H179V164L182 162L181 160H180ZM189 158V159H188ZM4 159V160H5ZM66 159V160H65ZM105 159H107V160H105ZM129 159V160H128ZM137 159V160H136ZM141 161V163L139 162V160ZM192 159V160H191ZM197 159V160H196ZM7 160V159H6ZM5 160V161H6ZM9 160H7L6 161V164H9L10 162H8ZM82 160H83V162H82ZM112 160H113V163L111 164L110 162H112ZM127 160V161H126ZM137 161V162H135V161ZM145 160V161H144ZM187 160H188V162H187ZM200 160V161H199ZM235 160V161H236ZM48 161V162H47ZM53 161H55V163L53 162ZM61 161H63L62 163L63 164H65V165H63V164H61ZM65 161V162H64ZM69 163H68V162ZM81 161V162H80ZM109 161V162H108ZM114 161H115V163H114ZM120 161V162H119ZM126 161V162H125ZM191 161H193V162H191ZM199 161V162H198ZM50 162H51V164H50ZM111 165H109L108 163ZM124 162V163H123ZM145 162V163H144ZM174 162H176V163H174ZM188 164H187V163ZM68 163V164H67ZM107 165H106V164ZM119 163H121V165L123 164H125V166H126V164H128V166H121V165H119ZM147 163V164H146ZM171 163H173V164H176L177 165V167H176V165H171ZM206 163V162H205ZM204 163V164H205ZM67 164V165H66ZM88 164V163H87ZM113 164H116V165H113ZM146 164V165H145ZM36 165V166H35ZM40 167H39V166ZM105 165H106V167H105ZM109 165V166H108ZM130 165H131V167H130ZM150 165V167H147V166H149ZM168 165H169V162H168ZM53 166V167H52ZM112 166H114V167H112ZM117 168H116V167ZM133 166V167H132ZM173 166V167H172ZM206 166V165H205ZM64 167V168H65ZM111 169H110V168ZM126 169V168H128L129 170H125L126 172H122V171H124L123 169L124 168ZM143 167V168H142ZM152 167V168H151ZM60 168V169H61ZM63 168V169H64ZM109 168V169H108ZM123 168V169H122ZM149 168V169H148ZM171 168V169H170ZM44 169V170H43ZM63 169H61V170H63ZM145 169V170H144ZM152 169V170H151ZM154 169V170H153ZM185 169H188V170H185ZM104 170V171H105ZM122 170V171H121ZM134 170V171H133ZM151 170V171H150ZM173 170H175V171H173ZM191 170V171H190ZM64 172L66 171V169L65 170H63ZM62 171V172H63ZM113 171V173H115ZM148 171V172H147ZM193 171H195V172H193ZM130 173L129 175H126V174H128V173ZM137 172V173H136ZM151 172V174H149ZM197 173V174H196ZM201 173V172H200ZM199 173V174H200ZM137 174V175H136ZM175 176H174V175ZM28 176V178H27V176ZM139 175H141V176H139ZM128 176V178H126ZM146 176V177H145ZM69 178H67L66 179V183L67 184H65L64 182L63 183H61V184H59L60 186H62V188L63 187H70V186H72V183H73V179L70 177V176H68ZM140 177V179H138ZM173 177H175V178H173ZM1 178V177H0ZM6 178V179H5ZM16 179V180H14V179ZM19 178V179H18ZM3 177V178H1V180H0V184H3V185H1L0 187H4L2 190L3 191H1V188H0V192L2 193V196H4V198L6 197V205L8 204V206L11 204V208H13V207H16V208H13L14 210H11L10 209V206H9V209L11 210V211H9V209H7L8 207L5 205V200H2V199H4V198H0V201H1V203L3 202L4 204H1L2 206H0V207H2V209L4 208L3 207V205H5V207H6V209L7 210H5V208H4V210H5V214H4V210H3V212L1 211L2 209L0 208V211H1V215L3 216V215H5V216H3L4 217V219L2 218V216H0V236L2 235V238L0 239V240H2L3 238L5 239V240H2V241H6L7 242V244L9 245V246H7V244L4 242L3 244H2V246H0V247H3V248H5V250L4 249H2V248H0V250L1 251H3V252H5V253H3L2 252V255H3V257H4V254H5V259L3 260V261H5V262H7V264H23L24 263V261L26 260V261H33V259H37L38 257H39V259H37V260H34V263L35 264H37L38 263V260L40 261H48V259L50 260L51 259V261H49V263L50 262H54V263H56V261H58V260H60L59 258L57 259V255L59 256V257H61V259H62V257H63V259H64V261L65 262H68V264H70L69 262H71L72 260V264H75V262L77 263V264H79L80 262H82V263H80V264H85L86 263V261H84V263H83V259L82 258H79L78 256H74V257H72V260H71V254H74L71 250L69 251V249H68V251H63L61 248H59L58 249V247H56V246H51L50 245V248H49V246L48 247H39V246H35V244H33V243H39V241L40 242H44L42 239H41V237H43L44 239H45V232H47L46 231V228L48 227L47 225H51V221H49L50 219H48V218H44L43 217V215L41 214L42 213V210H39V209H41V208H43L44 207V205H41V208H40V206H37L38 207V209L36 208V205H34V207H33V205H30V207H29V209L31 210L32 208V210L30 211L29 209V211L27 210V209H24V211L22 212L21 210H20V208L22 209V207L17 203L18 201H17V199H15V198H17L16 197V195H13L12 196V193H16V191H18V193L20 192V189H22L23 188V181H26V179L28 180L30 177H29V175L28 174H25L24 176H21V177ZM22 178H24V179H22ZM35 178H37V177H35ZM119 178H120V180L121 181H119ZM144 178V179H143ZM146 178V179H145ZM180 180H179V179ZM11 179V180H10ZM14 181H13V180ZM70 179H72V180H69ZM143 179V180H142ZM174 179V180H173ZM178 180V181H175V180ZM21 180V181H20ZM23 180V181H22ZM88 180V179H87ZM90 180H91V182H92V179L90 178ZM90 180H88L87 182H86V184L90 181ZM107 180H109V181H111V182H113L114 181V179H113V176L112 175H107ZM146 180V181H145ZM150 180V181H149ZM156 180H158V182L156 181ZM94 181L96 182V180L94 179L93 180V183H94ZM117 181H115V183H117ZM138 181H142V183H147L146 184V186H144V185H141V183L139 182L138 183ZM183 181V182H182ZM215 180H213L212 182L213 183H216V182H214ZM75 182H76V180H75ZM91 182H89V183H91ZM130 182V183H129ZM152 184L151 185V187H148L149 185H150V183ZM169 182V185H171V183ZM176 182V183H175ZM180 182H182V183H180ZM123 183V182H122ZM137 183H138V185H137ZM85 184V185H86ZM120 185H121V183H119ZM131 184H133V185H131ZM135 184V185H134ZM157 184V185H156ZM161 184V185H160ZM179 184V185H178ZM180 184L182 185V186H180ZM7 185V186H6ZM74 185H76V183H74ZM119 185V187L121 188V190L123 189V185L122 186H120ZM141 185V186H140ZM154 185V186H153ZM160 185V186H159ZM179 187H178V186ZM186 185V186H185ZM132 186V187H131ZM137 186V187H136ZM144 188H143V187ZM158 186V187H157ZM192 185H189L188 184V186H187V188L186 189H189V187H191ZM146 187V188H145ZM181 187V188H180ZM195 187V186H194ZM194 187L192 186V188L194 189ZM229 186H227V188H228ZM140 188H142V189H140ZM147 188L149 189V190H147ZM151 188V189H150ZM196 188V187H195ZM18 189V190H17ZM49 189V190H48ZM46 191H47V193H46V195H47V197H49V198H55V200L53 201V203H52V209H51V213L53 214V211H54V213H56L55 214V216L57 215V208L55 209V207H57V206H59L60 207V209H59V212H58V217L56 216L55 218H57L59 221L58 222H61L60 224H59V226L61 227H66L68 224H67V220H68V212L66 211V209L68 208V201L70 200V198H68L67 199V197H62L63 195H61V194H59V190H58V188L56 187H53V186H50L49 188H48ZM133 189V190H132ZM136 189H138V190H136ZM155 189V190H154ZM162 189V190H161ZM83 190V193L85 194L86 193V191H87V195H89V193H91V194H93L92 195V197L91 198H89L88 199V201H87V204H89V205H92V204H94V203H96L97 202V198L98 197H100L99 198V200H101V199H103V195H101L102 193H100L98 190H95L94 188H91V187H89L88 188V185L87 186H85V188H83L82 189ZM132 190V191H131ZM159 190H161V191H159ZM195 190V189H194ZM6 191H7V193H6ZM45 191V192H46ZM91 191V192H90ZM137 191V193H135ZM255 191H257V190H255ZM18 193H16V194H18ZM95 194V195H94ZM162 194V195H161ZM11 197H10V196ZM50 195V196H49ZM51 195H52V197H51ZM55 195V196H54ZM60 195H61V197H60ZM97 195H99V196H97ZM131 195V196H132ZM15 196V197H14ZM56 196H58V198H56ZM14 197V198H13ZM102 197V198H101ZM164 197V198H163ZM10 198H12V199H10ZM61 198V199H60ZM65 198V199H64ZM96 198V199H95ZM163 198V199H162ZM10 199V200H9ZM14 199V200H13ZM41 199V198H40ZM17 202H16V201ZM8 201V202H7ZM15 201V202H14ZM63 203H62V202ZM67 201V202H66ZM90 201V202H89ZM161 201V202H160ZM200 200L198 199V200H194L193 201V203L194 204H197V202H199ZM14 202V203H13ZM14 204V205H13ZM15 204H18V205H15ZM55 204V205H54ZM59 204V205H58ZM55 207H54V206ZM17 207H20L19 208V210H17L16 211V209H17ZM204 207H208L207 206V204H205L204 205ZM56 210V211H55ZM65 210V211H64ZM9 211V212H8ZM18 211H20V212H18ZM40 211H41V213H40ZM202 211H205V209H202ZM9 214H8V213ZM13 212H14V214H13ZM16 212V213H15ZM22 212V213H21ZM25 212V213H24ZM35 212V213H34ZM25 215H24V214ZM100 212H98V213H94V214H99ZM8 214V215H7ZM16 214V216L14 217V215ZM36 214V215H35ZM7 215V216H6ZM27 215V216H26ZM22 216V217H21ZM38 216H39V218H38ZM54 216V215H53ZM10 217H11V220H10ZM15 219H14V218ZM24 217V218H23ZM30 217H31V219H30ZM47 217H49V216H47ZM61 217V218H60ZM21 218H22V220H21ZM27 218V219H26ZM28 218L30 219V220H28ZM50 218H52V217H50ZM60 218V219H59ZM41 219V220H40ZM65 219V220H64ZM162 219V217H159L158 218V220H161ZM2 220H4L5 221V223H3L2 224V222H4V221H2ZM20 221V222H19ZM22 221V222H21ZM63 221V222H62ZM64 221H65V223H64ZM28 222V223H27ZM49 222V223H48ZM10 223V224H9ZM15 223V224H14ZM27 225H26V224ZM32 223V224H31ZM37 223V224H36ZM42 223V224H41ZM48 223V224H47ZM4 226V228H3V226ZM41 224V225H40ZM46 224V225H45ZM20 225H22V226H20ZM45 225V226H44ZM8 226V227H7ZM17 226V227H16ZM20 226V227H19ZM30 226V227H29ZM40 226V227H39ZM42 226V227H41ZM73 226V228H76V229H80V230H83V225L81 226V224H76L75 226H74V224L72 225ZM80 227V228H79ZM39 228H41V230L39 229ZM120 228V229H119ZM3 231H2V230ZM38 229H39V231H42V233H43V235L41 234V232H39L38 231ZM120 230V231H122V229H121V227H116V226H110L108 229H105V230H103V231H101L100 232V236L99 237H102V238H107V239H109V240H115L116 238H118V234H116L117 232L119 233V234H121V232H119V231H116L115 232V230ZM109 232H108V231ZM1 231H2V233H1ZM20 231H21V233H20ZM43 231H45V232H43ZM11 232V233H10ZM34 232V233H33ZM36 232V233H35ZM33 233V234H32ZM107 233V234H106ZM103 234V235H102ZM6 235V236H5ZM10 235V236H9ZM25 235V236H24ZM32 236V238H30V236ZM116 235V236H115ZM37 236H38V238H37ZM47 236H48V234H47ZM46 236V237H47ZM98 236V235H97ZM21 237V238H20ZM24 237V238H23ZM28 237V238H27ZM35 237V238H34ZM40 237V238H39ZM130 237H132V235H130L129 236V238ZM14 238V239H13ZM26 238V239H25ZM36 238H37V240H36ZM12 239V240H11ZM17 239V240H16ZM24 239V240H23ZM11 240V241H10ZM32 240H33V243H32ZM34 240H36L35 242H34ZM42 240V241H41ZM23 241V242H22ZM31 241V242H30ZM38 241V242H37ZM50 242V239L49 240H47L46 242ZM11 242V243H10ZM21 242H22V244H21ZM24 244H26V245H24ZM33 244V245H32ZM20 245V246H19ZM30 245V246H29ZM7 246V247H6ZM25 246V247H24ZM10 247V248H9ZM27 247V248H26ZM36 247V248H35ZM51 247H52V249H51ZM54 247H56V249L54 248ZM38 248V249H37ZM42 248V249H41ZM13 249V250H12ZM26 249V250H25ZM36 249V250H35ZM31 250V251H30ZM35 252H34V251ZM42 250V251H41ZM53 250V251H52ZM57 252H56V251ZM13 252V253H12ZM30 252V253H29ZM34 254H36V255H34ZM39 252V253H38ZM45 252V253H44ZM48 252V253H47ZM53 252V253H52ZM61 252V253H60ZM67 252V253H66ZM68 252H70V253H68ZM72 252V253H71ZM42 253V254H41ZM38 254V255H37ZM44 254V255H43ZM50 254H52V255H50ZM53 254H55V255H53ZM61 254V255H60ZM68 254H69V256H68ZM32 255H34V256H32ZM47 255V256H46ZM48 255H50V256H48ZM9 256V257H8ZM13 256H14V259H13ZM55 256H56V258H55ZM67 256V257H66ZM11 257V258H10ZM27 257V258H26ZM30 257H32V258H30ZM46 257V258H45ZM48 257H50V258H48ZM69 257V258H68ZM75 257H78V258H75ZM8 258V259H7ZM30 258V259H29ZM48 258V259H47ZM55 260H54V259ZM67 258V259H66ZM74 258V259H73ZM13 259V260H12ZM29 259V260H28ZM53 259V260H52ZM62 259V260H63ZM69 260V261H68ZM36 261V262H35ZM40 261V262H41ZM75 261V262H74ZM8 262H10V263H8ZM22 262V263H21ZM53 263V264H54ZM67 264V263H66ZM87 264V263H86Z\"/></svg>", "mask_w": 264, "mask_h": 264}]
</instances>
